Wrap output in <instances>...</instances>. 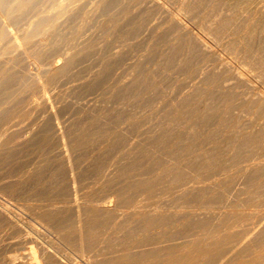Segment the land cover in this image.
<instances>
[{
  "label": "rangeland",
  "instance_id": "1",
  "mask_svg": "<svg viewBox=\"0 0 264 264\" xmlns=\"http://www.w3.org/2000/svg\"><path fill=\"white\" fill-rule=\"evenodd\" d=\"M31 1H32V3H30V2L27 3V1L25 2L24 0H21L20 2L18 1V3L16 1L12 2L11 6L14 7L13 4H15V7H17L13 11L16 14L13 12H9V13L6 12L5 7L8 6V4L5 7L1 6L4 8V10L2 9L3 11H5L4 13H6V15H4V16L7 19V22L11 17L10 14L11 13H13L11 15L15 14V16H13V18L14 19L16 18V19L13 21V23H12L13 18H11V21L8 23V26H10L13 31L17 32L16 30H18L17 33L19 34V32L21 30L24 31V29H25L27 34H24L22 36L24 38H28V39L30 38L29 41H26L27 45L25 44V49L29 45L28 48L32 51H30L27 48L28 50L26 49V52H27V54H29L31 59L26 58L29 56L25 55L26 52H23V50L21 52L18 51V53H21V54H18L17 50H14L13 48H12L13 49L12 50L10 47H8L9 48L8 49L6 46H4L5 48L4 47L2 48L4 50H1L2 52L0 51V54H3V53L6 54V55H0V58H1V56H3V58L0 59V79L3 78V80H0V87H1L0 88V94H1L0 95V113L3 111V113L0 114V132H3V133H1L3 135L0 134L1 135L0 136V146H1L0 147V163H1L0 164V201H1L0 206L1 205L6 206L8 208L7 213L9 215L13 213L14 215L12 214L10 216L13 218L16 217L15 219H17V220L19 219L18 222L19 223L22 222V223H20V225L22 227L23 226H24V228L28 227L27 230H31V231H28L30 234H33V236L38 234L37 236H35L36 241H32L33 243L30 241H27V243L29 244V249H32L33 251H35L34 253L37 252V255H38L37 257H39V260L42 261L40 259V249L38 248L39 253H38V249H37V247H38L37 243L40 242V244L43 243V245H47V248H49L50 250L52 249L51 251H53V252L55 251V253L60 258L67 261V263H69V264H72V263L80 264L81 261H82V263L85 262L82 259H86V257H85L86 255L85 256L81 255V252L79 250L80 249L79 244H77L79 235H76V233L77 234L80 233V235H81L84 232L83 233L84 236H83V234L81 236H82L83 240L85 241V243H87L86 246H88L90 244L88 247H90V246L91 247L88 249L91 251V254H93L90 258L91 259L93 258L94 261L93 260L91 261V259L87 260L88 263H89V261H91L90 264H92V262H93V264L96 263L95 261H97V260L98 261L96 264H102L103 262L104 263L106 262V264H114V262H115V264H118V263L119 264H128V263L129 264H134V263L135 264H146V263L147 264H158V263L164 264L166 259L168 258L167 256L171 253V252H169V249H170V251L174 250L173 251L175 253L174 255H180L181 256L186 251H188L189 249L194 250L195 248H198V247L201 249H204V250L206 249L207 253H205V257L207 256L210 258V260H212V259L214 260L215 253L217 254V250L220 248L222 249L226 245V243H225L226 237H228V238L232 237L233 235L237 234V229L239 231L241 228H243V226L244 227H245V225L247 226L250 222L253 223V222H256V220H259L260 219L259 217H261V215L264 216V169H262V168H264V166H262V164H260V163H264V153H262V152H264V139H262V138H264V137H262V136H264V126H262V125H264V124H262V123H264V120H262V119H264V106H262V105H264V97L261 96L262 94H264V61H262V60H264V55H262V54H264V24H262V23H264V0H173V1L172 0H157L161 5V6L158 5V3L156 2L159 7L155 5L156 4L155 2L152 5L150 0H140V1L136 0V3H134L135 2L134 0H130V1L129 0H118V1H116V0H103V2H102V0H87L86 1L87 4L83 0H80V1H78V0H67V1L66 0H55L56 2L54 0L53 1L50 0L51 2L49 0H44V1L43 0H40V1L36 0L35 2L33 0H31ZM105 1H107V2H105ZM114 1H115V3H114ZM146 1H147V3H149L148 5H147ZM33 2H34V4H33ZM36 2H38V3H36ZM39 2H41V4H39ZM71 2H73L72 4H73V10L74 11L72 10ZM137 2H139V3H137ZM169 2H170V4H169ZM25 3L27 6L26 9L28 8L27 11H29L28 6H30V8L32 6V8L34 10L31 8L32 10L30 9V14L31 15L35 14V15H32V16L30 14L28 15L27 11H25V13L27 14V17H26L25 13L23 15H21V13L19 14V12H21V11L24 12L25 8H23V7H25ZM46 3L49 6L46 5ZM59 3H60V5H59ZM74 3H75V5H74ZM103 3H105V4H103ZM142 3L143 4L145 3V4L142 6ZM197 3H198V5H197ZM21 5L22 6L24 5V6L19 7ZM39 5H42V6H39ZM90 5H92V6L90 7ZM38 6H39V8H38ZM80 6L82 8L84 7L83 10ZM36 7L38 8L37 9L38 11L36 10V12H35ZM58 7H60V8L58 9ZM77 7H79V8L77 9ZM89 7H90V9H89ZM94 7L98 10H95ZM18 8L20 9L19 11H18ZM92 8L94 9V11H92ZM140 8H143L142 11L140 10ZM55 9H56V11H55ZM62 9L63 10L71 9L70 10L71 13H70V11H67V10L65 12ZM76 9H77V11H76ZM162 9H164V10H162ZM224 9L226 11H224ZM52 10H53V12L54 11L55 12L54 13L51 12ZM186 10H187V12H186ZM32 11H33V13H32ZM42 12H44V14H46L45 15L46 18H44V20H41V22L38 24L34 23V21L36 19H38V17L41 14L43 15ZM65 13H67V15ZM68 13H70L71 15ZM94 13H96L95 14L96 16L94 15ZM175 13H177V14H175ZM221 13H223V14H221ZM227 13H229V14H227ZM62 14H64L65 17L68 16L67 20H64V22L62 21L63 18H61V17H64V15H62ZM72 14H74V15H72ZM16 15H19V16H16ZM36 15H39V16L37 17ZM89 15H91V16H89ZM170 15L173 17H171ZM23 16L25 19L23 18ZM175 16H177V17H175ZM29 17H30L31 26L28 23L29 21H27V20H29ZM65 17H64V19H65ZM111 17H112V21L110 20ZM174 17L179 18L186 25L185 28H187V30L185 28H183L184 26L181 27V25L177 21H175L176 19ZM207 17H209V18H207ZM33 18H34V20H33ZM59 19H60V21H58ZM75 19H77L78 21ZM108 19H109V22L110 21L112 22L111 25H110L111 22L108 23ZM173 19H175V20H173ZM182 19H184L185 21ZM214 19H216V20L214 21ZM16 20H18V21H16ZM32 20H33V22H32ZM49 20L51 21L50 24L53 21L54 22L50 25L48 23ZM69 20H70V22L72 21L73 23L71 22L72 23L71 24L69 22ZM106 20H107V22H106ZM26 21H27L28 26L26 24ZM65 21H67V22H65ZM92 21L94 22L93 24H91ZM141 21H143V22H141ZM190 21H192V22H190ZM57 22H59V24ZM68 22H69V24H68ZM86 22H88L90 25ZM118 22H120L122 25ZM154 22L158 25H155ZM169 22L173 23V24H170ZM175 22H177V23H175ZM44 23L47 25L49 24L50 26L47 27ZM61 23L63 25H66V24L67 25L66 26L62 25L61 27H59L58 25H61ZM234 23H236V24H234ZM54 24H57L56 25L57 27L54 26L55 28L53 29L52 25H54ZM105 24H107V25H105ZM115 24H117L118 26ZM238 24H240V25H238ZM42 25H44V27ZM84 25H85V27H84ZM149 25H150V27H148ZM176 25H178V26H176ZM24 26H26L28 28H26V27L23 28ZM41 26L43 27V30H42ZM104 26L106 27L105 28L106 30L104 29V31H103L102 29L104 28ZM151 26L152 27L154 26L156 28H154V27L152 28ZM14 27H15V29H14ZM16 27H19V28L16 29ZM188 27H189V29L192 27L191 28L192 30L191 29L188 30ZM33 28H35L36 30L37 29L39 30V31L37 30L36 33L33 34V35H35L36 38L33 35L27 36L28 32L31 31ZM50 28H52L51 29V30H53L52 32H51ZM99 28H101V29H99ZM135 28H137V29L135 30ZM145 28H147V29H145ZM26 29H28V30H26ZM57 29H59V30H57ZM66 29L68 31H66ZM81 29H83V30H81ZM125 29L127 30V32ZM142 29H144V30H142ZM41 30L43 32H41ZM121 30H123V31H121ZM202 30H204L203 33H202ZM23 31H21V32H23ZM83 31H84V33H83ZM53 32H54V34H53ZM55 32L58 34H56ZM0 33H2V29H0ZM38 33L40 35H38ZM41 33L43 35L45 33V36H42ZM46 33H47V36H46ZM49 33H51V34H49ZM65 33H66V35H64ZM21 34L22 33H20L19 35H21ZM82 34H84L85 36ZM97 34H101V35H99V37H98ZM36 35H38V37L40 36L39 39ZM78 35L79 36L82 35L83 38L79 37ZM94 35L96 36V38H94L95 37ZM195 35H197V36L201 35V37L203 36L202 38L203 39L205 38L204 40L206 42L208 41L207 44L209 46H211V49H205L203 47H200L201 45L197 44L198 38H196L197 36L195 37ZM2 36H3V33H2V35L0 34V37H2ZM59 36H60V38H59ZM73 36L77 37V38L75 37L76 38L75 41H74L75 38ZM131 36H133V37H131ZM206 36H208V37H206ZM69 37L71 40L69 39ZM190 37H191V39H190ZM194 37H195V39H194ZM2 38L4 39V37H2ZM2 38H1V40H2ZM34 38H35V40H33ZM66 38L69 39V40H67L68 42H64V41H66ZM72 38H74V39H72ZM81 38H82V40H81ZM19 39L22 40L23 38H21V36H20ZM37 39H38V41H36ZM48 39L50 40V44L48 42L49 41ZM78 39H80L81 41H79ZM136 39H137V41H136ZM77 40L79 41V44L77 43L78 42ZM93 40H95V41H93ZM196 40H197V42H196ZM22 41H25V40L23 39ZM34 41L36 42V45H35ZM90 41H92V43ZM120 41H122V42H120ZM37 42H39V43L37 44ZM55 42H56V44H55ZM104 42H105V44H103ZM149 42H151L152 44ZM169 42H171V44ZM75 43H77V44H75ZM80 43H83V44H80ZM87 43H89V44H87ZM97 43H99V44H97ZM192 43H194V44H192ZM3 44H5V43L3 42ZM39 44H41V45H39ZM44 44H46V45H44ZM61 44H63L62 48H61ZM106 44H108V47L106 46ZM196 44H197V46H196ZM37 45L40 46L41 48L38 47ZM56 45H59V46H56ZM71 45H73V47ZM80 45H82V47ZM43 46H44V48H43ZM48 46H50V47H48ZM64 46H65V48H64ZM66 47H67V50H66ZM70 47L73 49H71ZM100 47H101V49H100ZM118 47L120 48V50ZM75 48H76L77 52H76ZM90 48H91V50H93V49H95V50L91 51ZM43 49H44V52L42 51ZM69 49L71 51H69ZM63 50H65V51H63ZM212 50H214L213 52L215 55L213 54ZM53 51H55V52H53ZM57 51L58 52L61 51V52L57 53ZM66 51L70 52V53L69 52L68 53L70 56H72V58L70 57V59H69V57H67L69 60L65 59V61H67L66 64H65V62H63L64 64H62V66L59 67L60 68L59 70L57 68L53 71L39 73V76H40L39 79L41 81L43 80V83L45 86L44 87L45 92H44V89L41 90L42 88L39 86L37 80L34 78V75L32 73V70L34 71V69H35L34 68L35 64L36 65H43V64L45 65L48 63L49 60H51L54 57V55L55 56L57 55L55 58H57V59L61 58L62 59V56H59V55H61L62 52H66ZM81 51L84 54H82ZM113 51H115V52L113 53ZM11 52L12 53L14 52L15 54L14 53L11 54ZM49 52L52 54H50ZM98 52H99V54H98ZM8 53H10L11 55ZM16 53H17V56H16ZM23 53H24L25 57H24ZM47 53H49L50 55ZM7 54H8V56H7ZM74 54H75V56H74ZM88 54H90V55H88ZM211 54H213V56ZM216 54H218V55H216ZM12 55H14V57ZM80 55H83V56H80ZM85 55H86V57H84ZM6 56H7V58H6ZM34 56L36 58H37V56H39V58L41 57V59H39V58L36 59ZM201 56H203V57H201ZM215 56L219 57V59L221 57L222 61H221V59L218 60V58H216ZM33 57H34V59H33ZM81 57H83V58L81 59ZM118 57H119V59H118ZM4 58H6L8 60H5ZM46 58H48L49 60ZM109 58H111V59H109ZM199 58H201V60ZM29 59L33 62H31ZM252 59H253V61H252ZM11 60H13V62ZM110 60H111V62H110ZM35 61H37V62L35 63ZM219 61H221V62H219ZM1 62H3V63H1ZM26 63L27 64L29 63L30 66H29V64L27 65ZM68 63L69 64L71 63L73 66L71 64L69 66ZM130 63H132L133 67L131 66ZM208 63H209V65H208ZM222 63H223V65H222ZM226 63L228 65L227 67H225ZM7 64H9L10 67ZM217 64L218 65L221 64V66L220 65L217 66ZM206 65H208V66L206 67ZM5 66H6V69H5ZM229 66H231V67L229 68ZM67 67H68V69H67ZM124 67H126V68H124ZM232 67H234V69ZM100 68H102V69H100ZM236 68L240 71H238ZM29 69H31V71ZM200 69H203V70L201 71ZM56 70H57V72H54ZM106 70H107V72H106ZM118 70H119V72H118ZM200 71H201V74H200ZM235 71L241 72L240 74H242V77L238 78L239 80H237V81L234 78L235 77V75H234ZM195 72H197L196 73L197 75L195 74ZM233 72H234V74H233ZM244 72H245V74H243ZM230 73L232 74L231 77H230V75H231ZM247 73H248V75H247ZM19 74L21 75V77ZM120 74H122V75H120ZM136 74H137V76H136ZM95 76H96V78H95ZM226 76H227L228 80H226ZM14 77H16V78H14ZM229 77L232 81L234 79V81L232 82L231 80H229ZM244 77H246L247 81ZM5 78H6V80H4ZM241 79L243 82L241 81ZM225 81H227V83H230V84L224 83ZM123 82H125V83H123ZM172 82L175 84H173ZM221 82L224 84H222ZM236 82H237V84H234ZM134 83H135V85H134ZM155 83H157V84H155ZM219 83H221V84H219ZM121 84H123V85H121ZM248 84H249V87H248ZM37 85L39 86L38 89L36 87ZM193 86H194V88H193ZM230 86H232V87H230ZM244 86H246V87L244 88ZM250 86H252L253 88ZM258 88H259V90H258ZM223 89L225 90V92ZM3 90H6V91H3ZM188 90H190V91L188 92ZM259 92H261V95ZM24 93H26L27 95ZM42 94L43 95L45 94V96L48 98L46 102H44L45 100L43 99ZM256 94L259 95L260 99L257 100L258 95H256ZM225 95L228 97H226ZM252 95H253V98L255 100L252 98ZM241 96H243L242 101H241L242 103H240ZM248 96H250V97H248ZM16 97H18V98L16 99ZM120 97H122V98H120ZM246 97H248V98H246ZM249 99H251V100H249ZM225 100H226V102H225ZM243 100H244V102H243ZM37 101H39V102H37ZM185 102L187 103V105ZM220 103H221V105H219ZM229 103L231 104V106L229 105ZM8 105L9 106L11 105V106L9 107ZM248 106L251 108H248ZM235 107H237V108H235ZM207 109H209V110H207ZM226 109H229V110H226ZM230 111H232V112H230ZM240 111L243 114L240 113ZM54 112H56L55 113L56 115L54 114ZM236 112H238V113H236ZM233 113H234V115H233ZM245 113H246V115H245ZM227 114H228V116H227ZM54 115L57 118H55ZM208 115H210V116H208ZM7 117H10V118H7ZM208 117H210V118H208ZM228 117H229V119H228ZM245 119H247L248 122ZM58 120H59V122H58ZM211 121H212V123H211ZM220 121L223 124H221ZM236 121H237V123H236ZM144 122H145V124H144ZM57 123H58V125H57ZM62 123H63V125H62ZM155 123H157V124H155ZM14 125H16V126H14ZM216 125L218 126V128L216 127ZM256 125H257V127H256ZM12 126H13V128H11ZM173 126L174 127L176 126V127L174 128ZM1 127H3V128H1ZM16 127H17V130H16ZM62 127L65 129H63ZM10 128L13 130H11ZM8 129H10V130H8ZM57 129H59V131L62 129L60 131L61 135H59L57 133ZM74 129H75V131H74ZM93 131L96 133H93ZM256 131L258 132V135H257ZM62 132H63V134H62ZM187 132H189V133H187ZM243 133H244V135H243ZM248 133H250V135ZM57 134H58V136H57ZM152 134H153V136H152ZM6 135H7V138H6ZM62 135H64V136H62ZM21 137H23V138H21ZM56 137H58V138H56ZM68 137H69V140H68ZM258 137H262V138L260 139ZM18 140H19V142H18ZM64 141H65V143H64ZM125 141H127L128 144ZM241 141H242V143H241ZM246 141H247V143H245ZM256 142H258V143H256ZM216 143L219 145V148H218V145ZM219 143H221V144H219ZM233 143H234V145H233ZM251 143H253V145ZM240 144H241V146H240ZM199 145H200V147H199ZM237 146H239L238 149H236ZM60 147L65 149V151L68 155L67 156L68 158L65 156L66 153H62L60 151V149H59ZM176 147H177V149H176ZM232 147H233V149H232ZM240 148H241V150H240ZM176 150L178 153L176 152ZM68 151H70L69 152L70 156H69ZM226 151L227 152L229 151V152L227 153ZM59 152H60V154H59ZM122 152H123V154H122ZM210 152H212V153H210ZM241 152H242V154H241ZM230 153H231V155H230ZM193 154H194V156H193ZM211 154L213 155L212 157H211ZM247 154H248V156H247ZM231 158H232V160H231ZM236 159L238 161L239 160H242V161L238 162ZM248 159H249V162H248ZM254 159H258V160L255 161ZM209 160H211V161H209ZM212 160H214V161H212ZM225 160H227V161H225ZM69 161H70L69 164H71L70 165L71 167L68 164ZM244 161H246V162H244ZM252 161L255 164L250 163ZM72 162H74V163H72ZM232 162L233 163L235 162V164H233ZM236 162H237V164H236ZM247 162L249 163L248 165H247ZM214 163L216 164V166L214 165ZM242 163H243V167L241 166ZM256 163H259V164H256ZM220 164H222V165H220ZM255 165H256V167H255ZM258 165H259L261 170L258 169L259 168ZM67 166H69V168L73 169V170H71L72 172L69 171L68 168H66ZM247 166L249 168H250V166L253 168L248 169ZM185 167H188V168H185ZM104 168L105 169L107 168V169L105 170ZM123 168H125V169H123ZM67 169H68V172H67ZM218 169L219 170L223 169V170L221 172ZM217 170L219 171V172H217L218 174L215 172ZM224 171H226V172H224ZM73 172H75V173H73ZM68 173H72V175L74 174L73 175L74 176L73 184H75V186L77 188L75 191L76 193H74L73 191H72L73 192L72 193L69 190V188L71 186L69 187L68 183L70 185L72 183V180L70 178V174H68ZM211 173L213 176L210 175ZM148 174H149V176H148ZM216 174H217V176H216ZM253 174H254V176H253ZM214 175H215V177H214ZM219 175H221V176L218 177ZM106 176H108V177L106 178ZM231 176L233 177V179ZM135 177H137V178H135ZM224 178H227V179H224ZM187 179L188 180L190 179L191 181L189 180L190 181L189 182V181H187ZM231 179H232V181H231ZM69 180L71 183L69 182ZM184 180H186V181H184ZM213 180H215V181L217 180V182L215 183ZM168 182H170V183L167 184ZM187 182L190 184V188H189V184H187ZM192 182H194V184ZM208 182H210V183H208ZM212 182H214L215 184ZM233 182H235V183L233 184ZM200 183H201V185H200ZM206 183H208V184L206 185ZM164 184H166V185H164ZM195 184L197 185V187ZM198 184L200 186H198ZM211 184H213L214 186H212ZM205 185H206V187H204ZM193 186H194V188H193ZM241 186H243V187H241ZM201 187H203L204 189ZM18 188H20V189H18ZM191 188H193V189H191ZM195 188H197V189L194 190ZM198 189H199V192H198ZM186 190H187V193H186ZM16 191H18V192H16ZM178 191H180V193ZM183 191H185V193ZM233 191H234V193H233ZM69 194H70V196H69ZM74 194L75 195L78 194L79 196L77 195L76 197L78 199L81 198V201H83L82 207H81L82 208L81 209V215L84 217V219L81 216L80 223L77 222L76 210L74 208H72V206L68 202V199L71 197V195L73 196ZM196 194H197V196H196ZM226 194H228V195H226ZM102 195H103V197H102ZM40 197H41V199H40ZM169 197L171 200L169 199ZM176 197L179 199H177ZM49 198H52V199L50 200ZM65 198H68V199L65 200ZM202 198H204V199H202ZM207 198H209V199L207 200ZM53 199H55V201ZM56 199H59V200H56ZM95 199H110L113 204H112L111 208L105 210L104 212L101 211L100 210L101 208H99V207H98L99 209H97V212H94V211H96V208H97V206L95 204L93 205V202H95ZM187 200H189V201H187ZM45 201L49 207L46 205ZM62 201H64L65 204ZM87 201H88V203H87ZM89 201H90L91 205L89 204ZM165 201H167V202H165ZM3 202L5 204H9L8 205L9 207L7 205H5ZM48 202L50 203V205ZM55 202H56V204H55ZM67 202H68V204H67ZM159 202L161 203L160 206L158 205ZM214 202L215 203L217 202L216 204L218 206ZM226 202H227V204H226ZM58 203H60V204H58ZM62 203H63L64 207L62 206ZM83 203H85V204L83 205ZM236 203H238V205ZM57 204L60 205L59 206L60 208L57 207ZM204 204H205V206H204ZM68 205H70V207ZM117 205H118V207H117L118 209L116 208ZM142 205H143V207H141ZM215 205H216V207H215ZM10 206H11V209H9ZM12 206H13V208H12ZM42 206H44V207L46 206L49 209L45 207V208H43L44 209V211H43ZM51 206H52V208H51ZM65 206L68 209H66ZM114 206L116 209L114 208ZM151 206L153 208H151ZM62 207H63V209L61 210ZM85 207H87V208H85ZM120 207H122V208H120ZM126 207H127V210H126ZM123 208H125V209H123ZM128 208H129V211L131 210L130 212L128 211ZM135 208H138V209H135ZM139 208H141V209H139ZM180 208L181 209L183 208V209L181 210ZM38 209H41L42 212L38 213V211H39ZM84 209H85V211H84ZM121 209H122V211H120ZM57 210H58V212H57ZM98 210L100 212H102L100 215H99L100 212H98ZM102 210H104V209H102ZM137 210H140L141 212H139ZM176 210L178 213L176 212ZM253 210L255 211V213ZM46 211H48V212H46ZM49 211H51V212H49ZM69 211H70V213H69ZM73 211H74V213H73ZM132 211L134 213H131ZM85 212H87V213H85ZM106 212H108L109 214ZM127 212H128V214H127ZM150 212H152L153 214ZM184 212H186V213H184ZM206 212H209V213H206ZM220 212H222V213H220ZM74 214L76 215V217H74ZM177 214L178 215L181 214V215L178 216ZM214 214H215V216H214ZM64 215L67 216L68 218L65 217ZM115 216L116 217L118 216L119 218L118 217L116 218ZM162 216H163V218H162ZM5 217H6V220H5ZM7 217L8 216H6L4 213L0 212V218L4 220V222H2L3 220L0 219V226L4 223V225H2L0 228V230H1L0 231V241H2L0 244V250L2 249L1 250L2 252L0 251L1 252L0 254H2V255H0V264H7L8 259L6 256L10 255V253L13 256H17L23 250V247L25 246L24 244H26L28 246V244L26 242H22V237L24 235V233L22 234L23 231L21 232L20 235H18L20 232H19V230H17V228H16L17 226L12 225L13 224V223L11 224L12 221L10 220V218H7ZM151 217H153V218H151ZM166 217H168V218H166ZM120 218H121V221H120ZM44 219L45 220L47 219V220L44 221ZM64 219L66 221H64ZM72 219H74V220H72ZM161 219H163V220H161ZM187 219H189V220H187ZM202 219H204V220L206 219V220L204 221ZM82 220L84 221L85 224L83 223ZM5 221L8 225L7 224L5 225ZM109 221H111V222L109 223ZM118 221H119V223H118ZM137 221H138V223H137ZM149 221H150V223H149ZM47 222H50V223H47ZM96 222L99 224L97 225ZM102 222L103 223L105 222V223L102 224ZM115 222H117V223H115ZM244 222L245 223L247 222V223L245 224ZM26 223H27V225H26ZM29 223L33 224V225L35 223V225L31 226L32 228H29L30 227ZM107 223L109 224V226ZM242 223H243V225H242ZM44 224L45 225L47 224L48 227L44 226ZM81 224H83V225H81ZM92 224H93V226H92ZM87 225H88V227H87ZM106 225L108 228H105ZM114 225H116V226H114ZM138 225H139V227H138ZM165 225H166V227H165ZM34 227L38 228L39 232ZM45 227H47L48 229ZM101 227H102V230L105 228L103 230V232L105 234L104 236H102L103 232H101V229H100ZM238 227H240V228H238ZM260 227H262V231H261ZM84 228H86V229H84ZM185 228L186 229L189 228V229H187V232H185L186 231ZM224 228H225V230H224ZM61 229H62V231H61ZM82 229L85 231H83ZM108 229H109V231H108ZM233 229L235 230V232L233 231ZM3 230H5V231H3ZM231 230L233 232H231ZM14 231H16V232H14ZM56 231L58 232V234ZM171 231L172 232L175 231V233L173 232V235H175V240L177 239V237L180 238L179 237L180 235L184 234V237H185L188 234H190V236L187 238H184L183 236H181L182 238H180L181 242L184 239L186 240V241L184 240L182 242V244L185 247L184 246L183 247H181V246L177 247L178 245H181V244H179V243H181L180 241H178L179 239H177L176 241L175 240L171 241V238L174 237V236L172 237ZM191 231H192V236L190 233ZM193 231H195V232H193ZM152 232L153 233L155 232V233L153 234ZM176 232H178V234H176ZM180 232H182V234ZM230 232H231V234H229ZM257 232L256 233L258 235L256 233L253 234L254 237L256 236V238H254L252 236L254 238L255 242L254 241L252 242L250 239L248 241L250 244L247 242L246 243L247 245L246 244L243 245V246H245L244 247L245 250L243 248V250L245 252H242L243 246L238 248V249H240L238 251H241L243 254H240L241 252L239 253L238 251L236 252V250H235L234 251L235 254L232 253V255L230 256V259H228V261L226 262L227 264H229L228 262H230L231 264L232 263L236 264V262H238V261H248V262H251V264H258L259 263L258 260H257L258 263H256V261L252 262L251 258L253 257V255L255 253H257L259 251H264V249H261V248H264V245L261 246V244H262L261 240H264V224L259 226V229H257ZM14 233H17V234H14ZM158 233H159V236H157ZM146 234H148L149 236ZM260 234H262V235H260ZM98 235H99L100 239L97 240ZM169 235H171V236H169ZM154 236L156 238L158 237L156 239L157 241L155 240ZM164 236H166L165 237L166 239H168V238H170V239L166 240L165 238H163ZM259 236H261L260 237L261 239L259 238ZM15 237H16V239H14ZM146 237H148L150 240ZM152 237L154 238L155 241L153 240ZM160 237L163 239H161ZM210 237L212 238V240ZM222 237H223V239H222ZM11 238H13V239H11ZM17 238H19V239L17 240ZM67 238H68V240H67ZM75 238H77V239H75ZM109 238H110V240H109ZM142 238L143 239L145 238V239L142 240ZM188 238H190V241L188 240ZM207 238L208 239L210 238V240H208ZM219 238H221V239H219ZM6 239H9L8 243H7ZM151 239L153 242H156V243H152ZM12 240H13V242H12ZM16 240L18 242L20 240L19 246H17L19 243ZM94 240H97L99 243L98 245H100V246H97V241L95 242ZM204 240H206L207 242H205ZM48 241H50V242H48ZM134 241H136V244ZM159 241L160 242L162 241V242L160 243ZM165 241H168V242L170 241L171 243L169 242V244H168V242H165ZM157 242H159V244H162V243H166V244H165V246L163 244V246H162L163 249H162L161 245H157ZM21 243H23V245ZM71 243L74 245H72ZM125 244H127V245L125 246ZM103 245H105V246H103ZM197 245H199V246H197ZM249 245H250V247H248ZM253 245H255L257 248L255 246L253 248ZM95 246H96V248L98 247L100 249L94 248ZM144 246H145V248L151 247L152 249L151 248L145 249ZM246 246L248 247L247 249H246ZM102 247H105V248H102ZM186 247H189V248L187 249ZM5 248H7L6 251H4ZM93 248L96 250H93ZM124 248H126V249H124ZM130 248H133V249L130 250ZM156 248L158 250L161 249L163 251H158ZM178 248H179V250H178ZM10 249H12V250H10ZM154 249H156V251H154ZM184 249H185V252L183 251ZM252 249H254V250H252ZM135 250H136V252H135ZM137 250H139V251L142 250V252L141 251L139 252ZM151 250H152V252H151ZM175 250L177 251V253ZM247 250H250V251L248 252ZM97 251L99 252V254L96 253ZM166 251H168L169 254H167L168 252H166ZM113 252H114L115 256H114ZM123 252H125L126 255L123 254ZM130 252H131V254H130ZM162 252H164L165 253L164 255H166V256H164V255L162 256L165 259L164 262H163L164 259L160 257ZM173 252L171 254H173ZM3 253H5L6 255ZM16 253H17V255H15ZM104 253H106V254H104ZM149 253H151V254H149ZM236 253L240 254V255H236ZM250 253L253 255H251ZM135 254H137V255H135ZM94 255H95V257H94ZM108 255H110V256H108ZM124 255L126 257H124ZM150 255H152V257ZM67 256H70V257H67ZM117 256H119V257H117ZM129 256L132 258H130ZM240 256H242V257H240ZM247 256H249V257H247ZM3 257H4V259H2ZM75 257H76V259H75ZM96 257H99V258H97V260H96L95 259ZM100 257L102 260H100ZM137 257H139V258L137 259ZM147 257H149V258L146 259ZM153 257H154V261L152 259ZM202 257L203 256H198V257H196V261L193 260V261L188 262L186 264H197V263L199 264L200 263L199 261H201ZM246 257H247V259H246ZM111 258H112V260H111ZM156 258H158L159 261H161V259H163V260L161 262L158 261L156 263L155 262V261H157ZM4 260H6V261H4ZM72 260H74L75 262ZM141 260L143 262H141ZM231 260H233V261H231ZM260 261H261V263H259V264H264V261H262V259ZM107 262H109V263H107ZM110 262H112V263H110ZM149 262H151V263H149ZM153 262H155V263H153ZM88 263L85 262L84 264H88ZM8 264H10V263L8 262ZM47 264H56V263L52 258H50V260L49 259L47 260ZM179 264H184V263L180 262Z\"/></svg>",
  "mask_w": 264,
  "mask_h": 264
},
{
  "label": "bare ground",
  "instance_id": "2",
  "mask_svg": "<svg viewBox=\"0 0 264 264\" xmlns=\"http://www.w3.org/2000/svg\"><path fill=\"white\" fill-rule=\"evenodd\" d=\"M15 1L18 3V1L20 2L21 0H18V1H17V0H0V29H2V33H3V36H2V37H4V39H3L2 37H0V51H1V50H4V49H2V48H3L4 46H6L7 48L10 47L11 49L13 48L14 50H17V53H18V51L21 52L22 50H23V52H26V49L29 47V45H28V47L25 49L26 41H29V39H30V38H29V39H28V38H24V37L22 36V35H24V34H27L26 31H25V29H24L25 32H24L23 30L20 29V30L23 31V32L20 31L19 34H20V33H22V34L19 35V34L17 33L18 30H16L17 32H15V31L12 30V28H11L10 26H8V23L11 21V18H13V16H15V14H16V13L13 12V11H14L17 7H15V4H13L14 7L11 6V5H12V2H15ZM24 1H25V2L27 1V3H29V2L32 3L31 0H24ZM33 1L35 2L36 0H33ZM37 1H38V0H37ZM39 1H40V0H39ZM43 1H44V0H43ZM49 1H50V0H49ZM49 1H48V2H49ZM52 1H53V0H52ZM54 1H55V0H54ZM66 1H67V0H66ZM78 1H80V0H78ZM83 1L86 2L87 0H83ZM116 1H118V0H116ZM129 1H130V0H129ZM134 1H135L134 3H136V0H134ZM137 1H138V0H137ZM139 1H140V0H139ZM150 1H151V4H152V5L154 4V2H155V3L157 2L158 5H160V3H159L157 0H150ZM150 1H149V2H150ZM172 1H173V0H172ZM34 2H33V4H34ZM46 2H47V1H46ZM50 2H51V1H50ZM55 2H56V1H55ZM81 2H82V1H81ZM81 2H80V3H81ZM88 2H89V1H88ZM100 2H101V1H100ZM100 2H99V3H100ZM102 2H103V0H102ZM105 2H107V1H105ZM109 2H110V1H109ZM142 2H143V1H142ZM152 2H153V3H152ZM192 2H193V1H192ZM207 2H208V1H207ZM210 2H211V1H210ZM36 3H38V2H36ZM36 3H35V4H36ZM72 3H73V2H71V4H72ZM77 3H78V2H77ZM82 3H83V2H82ZM82 3H81V4H82ZM114 3H115V1H114ZM134 3H133V4H134ZM137 3H139V2H137ZM140 3H141V2H140ZM146 3H147V1H146ZM157 3L155 4L156 6H158ZM175 3H176V2H175ZM177 3H178V2H177ZM221 3H222V2H221ZM7 4H8V6H6ZM33 4H32V5H33ZM39 4H41V2H39ZM50 4H51V3H50ZM55 4H56V3H55ZM71 4H70V5H71ZM86 4H87V2H86ZM103 4H105V3H103ZM107 4H108V3H107ZM130 4H131V3H130ZM144 4H145V3H144ZM144 4L142 3V6H143ZM148 4H149V3H147V5H148ZM151 4H150V5H151ZM169 4H170V2H169ZM213 4H214V3H213ZM37 5H38V4H37ZM46 5H48V4L46 3ZM53 5H54V4H53ZM59 5H60V3H59ZM64 5H65V4H64ZM74 5H75V3H74ZM78 5H79V4H78ZM78 5H77V6H78ZM108 5H109V4H108ZM127 5H128V4H127ZM155 5H154V6H155ZM197 5H198V3H197ZM215 5H216V4H215ZM1 6H3V7L6 6L5 9H6V12H8V13H9V12H13V13H15L14 15H11V14H13V13L10 14L11 17L9 16L10 19L8 18V19H9L8 22H7V19H6L5 16H4V15H6V13H4L5 11H3L4 8L1 7ZM23 6H24V5H23ZM23 6L21 5V6H19V7H23ZM39 6H42V5H39ZM39 6H38V8H39ZM44 6H45V5H44ZM48 6H49V5H48ZM57 6H58V5H57ZM68 6H69V5H68ZM71 6H72V10H73V4H72ZM71 6H70V7H71ZM81 6H82V5H81ZM81 6H80V7H81ZM91 6H92V5H90V7H91ZM99 6H100V5H99ZM112 6H113V5H112ZM117 6H118V5H117ZM121 6H122V5H121ZM123 6H124V5H123ZM156 6H155V7H156ZM160 6H161V5H160ZM162 6H163V5H162ZM182 6H183V5H182ZM182 6H181V7H182ZM202 6H203V5H202ZM220 6H221V5H220ZM26 7H27V6H26V3H25V7H23V8H25L24 12L21 11V12H19V14L21 13V15H23V14L25 13V11H27V9H28V8L26 9ZM28 7H29V11H27V13H28V15H29V14H30V9L32 8V6H31V8H30V6H28ZM33 7H34V6H33ZM55 7H56V6H55ZM55 7H54V8H55ZM62 7H63V6H62ZM66 7H67V6H66ZM66 7H65V8H66ZM90 7H89V9H90ZM101 7H102V6H101ZM124 7H125V6H124ZM158 7H159V6H158ZM187 7H188V6H187ZM191 7H192V6H191ZM23 8H22V9H23ZM38 8L36 7L35 12H36V10H37ZM40 8H41V7H40ZM43 8H44V7H43ZM51 8H52V7H51ZM59 8H60V7H58V9H59ZM75 8H76V7H75ZM78 8H79V7H77V9H78ZM81 8H82V7H81ZM83 8H84V7H83ZM83 8H82V10H83ZM94 8H95V7H94ZM107 8H108V7H107ZM109 8H110V7H109ZM195 8H196V7H195ZM200 8H201V7H200ZM229 8H230V7H229ZM229 8H228V9H229ZM2 9H3V10H2ZM32 9H33V8H32ZM32 9H31V10H32ZM47 9H48V8H47ZM77 9H76V11H77ZM105 9H106V8H105ZM111 9H112V8H111ZM142 9H143V8H140L141 11H142ZM155 9H156V8H155ZM165 9H166V8H165ZM180 9H181V8H180ZM203 9H204V8H203ZM217 9H218V8H217ZM19 10H20V9L18 8V11H19ZM33 10H34V9H33ZM39 10H40V9H39ZM49 10H50V9H49ZM62 10H63V9H62ZM66 10H67V9H66ZM66 10H63V11L66 12ZM70 10H71V9H68L67 11H70ZM95 10H98V9L95 8ZM108 10H109V9H108ZM121 10H122V9H121ZM162 10H164V9H162ZM168 10H169V9H168ZM218 10H219V9H218ZM18 11H17V12H18ZM37 11H38V10H37ZM55 11H56V9H55ZM55 11H54V12H55ZM73 11H74V10H73ZM92 11H94L93 8H92ZM109 11H110V10H109ZM113 11H114V10H113ZM138 11H139V10H138ZM141 11H140V12H141ZM166 11H167V10H166ZM188 11H189V10H188ZM224 11H226V10L224 9ZM47 12H48V11H47ZM51 12H53V10H52ZM54 12H53V13H54ZM97 12H98V11H97ZM97 12H96V13H97ZM171 12H172V11H171ZM180 12H181V11H180ZM186 12H187V10H186ZM190 12H191V11H190ZM190 12H189V13H190ZM32 13H33V11H32ZM42 13H43V15H42V14H41L40 16H39V15H36L37 17H38V16H39V17H38V19L35 18L36 20L34 21V23H37V24H38V23L41 22V20H44V18H46V17H45L46 14H44V12H42ZM70 13H71V11H70ZM70 13H68V14H70ZM96 13H94V15H95ZM134 13H135V12H134ZM137 13H138V12H137ZM166 13H167V12H166ZM166 13H165V14H166ZM172 13H173V12H172ZM208 13H209V12H208ZM210 13H211V12H210ZM215 13H216V12H215ZM25 14H26V13H25ZM39 14H40V13H39ZM65 14L67 15V13H65ZM76 14H77V13H76ZM100 14H101V13H100ZM113 14H114V13H113ZM144 14H145V13H144ZM175 14H177V13H175ZM179 14H180V13H179ZM221 14H223V13H221ZM227 14H229V13H227ZM21 15H20V16H21ZM30 15H31V14H30ZM32 15H35V14H32ZM32 15H31V16H32ZM62 15H64V14H62ZM70 15H71V14H70ZM72 15H74V14H72ZM105 15H106V14H105ZM147 15H148V14H147ZM172 15H173V14H172ZM181 15H182V14H181ZM208 15H209V14H208ZM16 16H19V15H16ZM24 16H25V15H24ZM24 16H23V18H24ZM89 16H91V15H89ZM95 16H96V15H95ZM116 16H117V15H116ZM157 16H158V15H157ZM170 16H171V15H170ZM173 16H174V15H173ZM173 16H171V17H173ZM209 16H210V15H209ZM215 16H216V15H215ZM218 16H219V15H218ZM223 16H224V15H223ZM21 17H22V16H21ZM26 17H27V14H26ZM60 17H61V16H60ZM64 17H65V15H64ZM64 17H61V18H63V20L60 18L63 22H64V20H67V17H68V16H66L65 19H64ZM76 17H77V16H76ZM126 17H127V16H126ZM131 17H132V16H131ZM143 17H144V16H143ZM147 17H148V16H147ZM153 17H154V16H153ZM175 17H177V16H175ZM175 17H174V18H175ZM188 17H189V16H188ZM205 17H206V16H205ZM42 18H43V19H42ZM57 18H58V17H57ZM93 18H94V17H93ZM113 18H114V17H113ZM115 18H116V17H115ZM202 18H203V17H202ZM207 18H209V17H207ZM228 18H229V17H228ZM15 19H16V18H15ZM15 19L13 18L12 23H13V21H14ZM24 19H25V18H24ZM27 19H28V18H27ZM60 19H59L58 21H60ZM72 19H73V18H72ZM89 19H90V18H89ZM89 19H88V20H89ZM133 19H134V18H133ZM148 19H149V18H148ZM171 19H172V18H171ZM175 19H176V20H175ZM175 19H173V20L177 21V22L181 25V27H182V26H184L183 28L186 27V25H185V24H184L179 18H175ZM22 20H23V19H22ZM33 20H34V18H33ZM33 20H32V22H33ZM75 20H77V19H75ZM86 20H87V19H86ZM110 20L112 21V17H111ZM125 20H126V19H125ZM168 20H169V19H168ZM182 20H184V19H182ZM207 20H208V19H207ZM215 20H216V19H214V21H215ZM16 21H18V20H16ZM24 21H25V20H24ZM27 21H29L28 23L30 24V17H29V20H27ZM27 21H26V24H27ZM55 21H56V20H55ZM77 21H78V20H77ZM90 21H91V20H90ZM111 21H110V22H111ZM113 21H114V20H113ZM119 21H120V20H119ZM128 21H129V20H128ZM148 21H149V20H148ZM171 21H172V20H171ZM184 21H185V20H184ZM224 21H225V20H224ZM227 21H228V20H227ZM45 22H46V21H45ZM50 22H51V21L49 20L48 23L50 24ZM53 22H54V21H53ZM53 22H52V23H53ZM65 22H67V21H65ZM69 22H70V20H69ZM69 22H68V24H69ZM71 22H72V21H71ZM71 22H70V23H71ZM74 22H75V21H74ZM106 22H107V20H106ZM110 22H109V19H108V23H110ZM139 22H140V21H139ZM141 22H143V21H141ZM149 22H150V21H149ZM161 22H162V21H161ZM177 22H175V23H177ZM190 22H192V21H190ZM212 22H213V21H212ZM12 23H11V24H12ZM16 23H17V22H16ZM21 23H22V22H21ZM46 23H47V22H46ZM52 23H51V24H52ZM57 23L59 24V22H57ZM72 23H73V22H72ZM72 23H71V24H72ZM86 23H88V22H86ZM93 23H94V22L92 21L91 24H93ZM108 23H107V24H108ZM118 23H120V22H118ZM169 23H170V22H169ZM193 23H194V22H193ZM224 23H225V22H224ZM227 23H228V22H227ZM236 23H237V22H236ZM236 23H234V24H236ZM44 24H45V23H44ZM49 24H48V25L45 24V25L48 27V26L51 25V24H50V25H49ZM64 24H65V23H64ZM71 24H70V25H71ZM84 24H85V23H84ZM88 24H89V23H88ZM107 24H105V25H107ZM111 24H112V22L110 23V25H111ZM120 24H121V23H120ZM154 24H155V25H158V24H156L155 22H154ZM170 24H173V23H170ZM179 24H178V25H179ZM262 24H264V23H262ZM9 25H10V24H9ZM21 25H22V24H21ZM32 25H33V24H32ZM56 25H57V24L52 25V26H53V29H54L55 27H57ZM62 25H63V24L61 23V25H58V26L61 27ZM66 25H67V24H66ZM66 25H63V26H66ZM89 25H90V24H89ZM115 25H117V24H115ZM121 25H122V24H121ZM145 25H146V24H145ZM178 25H176V26H178ZM180 25H179V26H180ZM195 25H196V24H195ZM203 25H204V24H203ZM210 25H211V24H210ZM238 25H240V24H238ZM27 26H28V24H27ZM30 26H31V24H30ZM42 26L44 27V25H42ZM42 26H41V27H42ZM54 26H55V27H54ZM117 26H118V25H117ZM168 26H169V25H168ZM168 26H167V27H168ZM218 26H219V25H218ZM256 26H257V25H256ZM25 27H26V26H24L23 28H25ZM43 27H42V30H43ZM47 27H46V28H47ZM84 27H85V25H84ZM109 27H110V26H109ZM119 27H120V26H119ZM121 27H122V26H121ZM134 27H135V26H134ZM137 27H138V26H137ZM142 27H143V26H142ZM144 27H145V26H144ZM148 27H150V25H149ZM151 27H152V26H151ZM153 27H154V26H153ZM153 27H152V28H153ZM181 27H180V28H181ZM192 27H193V26H192ZM192 27H191V28H192ZM198 27H199V26H198ZM220 27H221V26H220ZM17 28H19V27H16V29H17ZM26 28H28V27H26ZM67 28H68V27H67ZM105 28H106V27L104 26V28H103L102 30L104 31ZM107 28H108V27H107ZM124 28H125V27H124ZM154 28H156V27H154ZM175 28H176V27H175ZM191 28H190V29H191ZM207 28H208V27H207ZM222 28H223V27H222ZM229 28H230V27H229ZM14 29H15V27H14ZM29 29H30V28H29ZM40 29H41V28H40ZM51 29H52V28H50V30H51ZM60 29H61V28H60ZM84 29H85V28H84ZM99 29H101V28H99ZM108 29H109V28H108ZM108 29H107V30H108ZM136 29H137V28H135V30H136ZM138 29H139V28H138ZM145 29H147V28H145ZM185 29L187 30V28H185ZM190 29H189V27H188V30H190ZM200 29H201V28H200ZM218 29H219V28H218ZM26 30H28V29H26ZM37 30H38V29H37ZM37 30H36L35 28H33L31 31L28 32V35H27V36H29V35H33L34 33H36ZM42 30H41V32H43ZM57 30H59V29H57ZM75 30H76V29H75ZM81 30H83V29H81ZM81 30H80V31H81ZM105 30H106V29H105ZM116 30H117V29H116ZM125 30H126V29H125ZM125 30H124V31H125ZM142 30H144V29H142ZM163 30H164V29H163ZM172 30H173V29H172ZM176 30H177V29H176ZM191 30H192V29H191ZM204 30H205V29H204ZM204 30H202V33H203ZM234 30H235V29H234ZM236 30H237V29H236ZM38 31H39V30H38ZM48 31H49V30H48ZM52 31H53V30H51V32H52ZM66 31H68V30L66 29ZM85 31H86V30H85ZM99 31H100V30H99ZM114 31H115V30H114ZM121 31H123V30H121ZM145 31H146V30H145ZM167 31H168V30H167ZM232 31H233V30H232ZM44 32H45V31H44ZM69 32H70V31H69ZM75 32H76V31H75ZM81 32H82V31H81ZM108 32H109V31H108ZM126 32H127V30H126ZM130 32H131V31H130ZM149 32H150V31H149ZM175 32H176V31H175ZM175 32H174V33H175ZM197 32H198V31H197ZM197 32H196V33H197ZM250 32H251V31H250ZM257 32H258V31H257ZM2 33H0V34L2 35ZM39 33H40V32H39ZM39 33H38V35H40ZM47 33H48V32H47ZM47 33H46V36H47ZM55 33H56V32H55ZM66 33H67V32H66ZM66 33H65L64 35H66ZM83 33H84V31H83ZM99 33H100V32H99ZM131 33H132V32H131ZM142 33H143V32H142ZM147 33H148V32H147ZM171 33H172V32H171ZM190 33H191V32H190ZM258 33H259V32H258ZM49 34H51V33H49ZM53 34H54V32H53ZM56 34H58V33H56ZM60 34H61V33H60ZM60 34H59V35H60ZM70 34H71V33H70ZM70 34H69V35H70ZM79 34H80V33H79ZM92 34H93V33H92ZM113 34H114V33H113ZM122 34H123V33H122ZM136 34H137V33H136ZM144 34H145V33H144ZM211 34H212V33H211ZM38 35H36V36L38 37ZM41 35H42V36H45V33H44V35L41 33ZM61 35H62V34H61ZM72 35H73V34H72ZM82 35H84V34H82ZM82 35H81V36L78 35V36L83 38ZM90 35H91V34H90ZM95 35H96V34H95ZM95 35H94V36H95ZM97 35H98V37H99V35H101V34H97ZM125 35H126V34H125ZM157 35H158V34H157ZM170 35H171V34H170ZM20 36H21V38H23L25 41H22L23 39L20 40V39H19ZM33 36L35 37V35H33ZM57 36H58V35H57ZM62 36H63V35H62ZM67 36H68V35H67ZM67 36H66V37H67ZM84 36H85V35H84ZM114 36H115V35H114ZM129 36H130V35H129ZM142 36H143V35H142ZM152 36H153V35H152ZM165 36H166V35H165ZM168 36H169V35H168ZM196 36H197V35H195V37H196ZM249 36H250V35H249ZM249 36H248V37H249ZM39 37H40V36H39ZM39 37H38V39H39ZM55 37H56V36H55ZM55 37H54V38H55ZM71 37H72V36H71ZM73 37L75 38L76 36H73ZM87 37H88V36H87ZM90 37H91V36H90ZM98 37H97V38H98ZM131 37H133V36H131ZM162 37H163V36H162ZM171 37H172V36H171ZM171 37H170V38H171ZM195 37H194V39H195ZM202 37H203V36H202ZM202 37H201V35H200V36L198 35V36L196 37V38H198L197 40H198V42H199V43H198L197 40H196L197 44H200L201 46H200V45H199V46H200V47H203V48H205V49H211V46H209V45L207 44L208 41L206 42V41L204 40L205 38L203 39ZM206 37H208V36H206ZM1 38H2V40H1ZM32 38H33V37H32ZM35 38H36V37H35ZM35 38H34L33 40H35ZM48 38H49V37H48ZM59 38H60V36H59ZM64 38H65V37H64ZM74 38H72V39H74ZM76 38H77V37H76ZM76 38L74 39V41L76 40ZM82 38H81V40H82ZM94 38H96V36H95ZM94 38H93V39H94ZM116 38H117V37H116ZM38 39H37L36 41H38ZM49 39H50V38H49ZM49 39H48V40H49ZM69 39H70V37H69ZM69 39L66 38V41H64V42H68L67 40H69ZM86 39H87V38H86ZM122 39H123V38H122ZM128 39H129V38H128ZM134 39H135V38H134ZM166 39H167V38H166ZM190 39H191V37H190ZM33 40H32V41H33ZM50 40H51V39H50ZM50 40L48 41L49 44H50ZM54 40H55V39H54ZM57 40H58V39H57ZM57 40H56V41H57ZM64 40H65V39H64ZM70 40H71V39H70ZM78 40L81 41L80 39H78ZM78 40H77V41H78ZM113 40H114V39H113ZM154 40H155V39H154ZM206 40H207V39H206ZM30 41H31V40H30ZM77 41H76V42H77ZM79 41L77 42L78 44H79ZM93 41H95V40H93ZM96 41H97V40H96ZM100 41H101V40H100ZM116 41H117V40H116ZM136 41H137V39H136ZM155 41H156V40H155ZM163 41H164V40H163ZM191 41H192V40H191ZM194 41H195V40H194ZM244 41H245V40H244ZM3 42H4L5 44H3ZM53 42H54V41H53ZM58 42H59V41H58ZM70 42H71V41H70ZM90 42L92 43V41H90ZM120 42H122V41H120ZM186 42H187V41H186ZM189 42H190V41H189ZM223 42H224V41H223ZM30 43H31V42H30ZM34 43H35V45H36V42H35V41H34ZM38 43H39V42H37V44H38ZM61 43H62V42H61ZM77 43H75V44H77ZM91 43H90V44H91ZM95 43H96V42H95ZM117 43H118V42H117ZM127 43H128V42H127ZM149 43H151V42H149ZM169 43L171 44V42H169ZM259 43H260V42H259ZM53 44H54V43H53ZM55 44H56V42H55ZM59 44H60V43H59ZM65 44H66V43H65ZM67 44H68V43H67ZM70 44H71V43H70ZM70 44H69V45H70ZM75 44H74V45H75ZM80 44H83V43H80ZM87 44H89V43H87ZM97 44H99V43H97ZM103 44H105V42H104ZM135 44H136V43H135ZM151 44H152V43H151ZM192 44H194V43H192ZM197 44H196V46H197ZM216 44H217V43H216ZM251 44H252V43H251ZM26 45H27V44H26ZM39 45H41V44H39ZM44 45H46V44H44ZM92 45H93V44H92ZM100 45H101V44H100ZM121 45H122V44H121ZM183 45H184V44H183ZM249 45H250V44H249ZM37 46H38V45H37ZM56 46H59V45H56ZM62 46H63V44H61V48H62ZM71 46L73 47V45H71ZM75 46H76V45H75ZM78 46H79V45H78ZM80 46L82 47V45H80ZM104 46H105V45H104ZM106 46L108 47V44H106ZM109 46H110V45H109ZM115 46H116V45H115ZM117 46H118V45H117ZM144 46H145V45H144ZM168 46H169V45H168ZM181 46H182V45H181ZM189 46H190V45H189ZM243 46H244V45H243ZM261 46H262V45H261ZM261 46H260V47H261ZM38 47H40V46H38ZM48 47H50V46H48ZM67 47H68V46H67ZM67 47H66V50H67ZM76 47H77V46H76ZM84 47H85V46H84ZM101 47H102V46H101ZM101 47H100V49H101ZM120 47H121V46H120ZM125 47H126V46H125ZM172 47H173V46H172ZM185 47H186V46H185ZM4 48H5V47H4ZM40 48H41V47H40ZM43 48H44V46H43ZM55 48H56V47H55ZM64 48H65V46H64ZM70 48H71V47H70ZM85 48H86V47H85ZM92 48H93V47H92ZM118 48H119V47H118ZM152 48H153V47H152ZM221 48H222V47H221ZM8 49H9V48H8ZM13 49H12V50H13ZM28 49H29V48H28ZM28 49H27V50H28ZM38 49H39V48H38ZM38 49H37V50H38ZM56 49H57V48H56ZM56 49H55V50H56ZM71 49H73V48H71ZM77 49H78V48H77ZM113 49H114V48H113ZM123 49H124V48H123ZM140 49H141V48H140ZM140 49H139V50H140ZM212 49H213V48H212ZM214 49H215V48H214ZM228 49H229V48H228ZM247 49H248V48H247ZM24 50H25V51H24ZM29 50H30V49H29ZM35 50H36V49H35ZM60 50H61V49H60ZM75 50H76V48H75ZM78 50H79V49H78ZM82 50H83V49H82ZM90 50H91V48H90ZM93 50H95V49H93ZM93 50H91V51H93ZM97 50H98V49H97ZM106 50H107V49H106ZM119 50H120V48H119ZM156 50H157V49H156ZM166 50H167V49H166ZM194 50H195V49H194ZM217 50H218V49H217ZM236 50H237V49H236ZM253 50H254V49H253ZM10 51H11V50H10ZM30 51H32V50H30ZM33 51H34V50H33ZM42 51L44 52V49H43ZM63 51H65V50H63ZM69 51H71V50L69 49ZM69 51H68V52H69ZM115 51H116V50H115ZM115 51H113V53H114ZM175 51H176V50H175ZM213 51H214V50H212V52H213ZM237 51H238V50H237ZM258 51H259V50H258ZM1 52H2V51H1ZM3 52H4V51H3ZM6 52H7V51H6ZM35 52H36V51H35ZM43 52H42V53H43ZM53 52H55V51H53ZM60 52H61V51H59V52L57 51V53H60ZM68 52H67V51H66V52H62L61 55H59V56H62V59H61V58H60V59H59V58H58V59L55 58L57 55H56V56L54 55V57H53L51 60H49L48 58H46V59H48L49 61H48V63L45 64V65H44V64H43V65H36L35 63H36L37 61H35V63H34V64H35V67L33 66L35 69H34V71L32 70V73H33V75H34V78L37 80L39 86L42 88V89L40 88L41 90H43L45 86H44L43 80L41 81V80L39 79V77H40V76H39V73L53 71V70H55V69H57V68H58V70H59V69H60L59 67L62 66V64H64L63 62H65V64H66L67 61H65V59H68L67 57H69V59H70V57L72 58V56L69 55L70 52H69V53H68ZM76 52H77V50H76ZM84 52H85V51H84ZM103 52H104V51H103ZM120 52H121V51H120ZM122 52H123V51H122ZM182 52H183V51H182ZM212 52H211V53H212ZM230 52H231V51H230ZM253 52H254V51H253ZM13 53H14V52H13ZM13 53L11 52V54H13ZM17 53H16V56H17ZM49 53H50V52H49ZM49 53H47V54H49ZM74 53H75V52H74ZM81 53H82V51H81ZM86 53H87V52H86ZM86 53H85V54H86ZM95 53H96V52H95ZM155 53H156V52H155ZM196 53H197V52H196ZM204 53H205V52H204ZM208 53H209V52H208ZM242 53H243V52H242ZM8 54H10V53H8ZM8 54H7V56H8ZM11 54H10V55H11ZM14 54H15V53H14ZM18 54H21V53H18ZM50 54H52V53H50ZM50 54H49V55H50ZM72 54H73V53H72ZM75 54H76V53H75ZM75 54H74V56H75ZM79 54H80V53H79ZM82 54H84V53H82ZM98 54H99V52H98ZM98 54H97V55H98ZM125 54H126V53H125ZM161 54H162V53H161ZM163 54H164V53H163ZM213 54H214V52H213ZM213 54H211V55L213 56ZM0 55H6V54L3 53V54H0ZM23 55H24V53H23ZM25 55L29 56V54H27V52L25 53ZM25 55H24V57H25ZM31 55H32V54H31ZM42 55H43V54H42ZM68 55H69V56H68ZM88 55H90V54H88ZM97 55H96V56H97ZM100 55H101V54H100ZM105 55H106V54H105ZM114 55H115V54H114ZM176 55H177V54H176ZM184 55H185V54H184ZM196 55H197V54H196ZM201 55H202V54H201ZM214 55H215V54H214ZM216 55H218V54H216ZM262 55H264V54H262ZM7 56H6V58H7ZM12 56L14 57V55H12ZM39 56H40V55H39ZM39 56H37V58H39ZM78 56H79V55H78ZM80 56H83V55H80ZM93 56H94V55H93ZM112 56H113V55H112ZM166 56H167V55H166ZM173 56H174V55H173ZM173 56H172V57H173ZM236 56H237V55H236ZM9 57H10V56H9ZM18 57H19V56H18ZM22 57H23V56H22ZM34 57H35V56H34ZM34 57H33V59H34ZM84 57H86V55H85ZM192 57H193V56H192ZM201 57H203V56H201ZM210 57H211V56H210ZM215 57L218 58V60L221 59V61H222V58H221V57H220V59H219V57H217V56H215ZM2 58H3V56H1L0 59H2ZM6 58H4V59H5V60H8V59H6ZM26 58H30V56H29V57H26ZM35 58H36V57H35ZM37 58H36V59H37ZM82 58H83V57H81V59H82ZM99 58H100V57H99ZM111 58H112V57H111ZM111 58H109V59H111ZM145 58H146V57H145ZM167 58H168V57H167ZM190 58H191V57H190ZM196 58H197V57H196ZM211 58H212V57H211ZM234 58H235V57H234ZM20 59H21V58H20ZM20 59H19V60H20ZM30 59H31V58H30ZM30 59H29V60H30ZM36 59H35V60H36ZM39 59H41V57H40ZM46 59H45V60H46ZM69 59H68V60H69ZM118 59H119V57H118ZM141 59H142V58H141ZM199 59L201 60V58H199ZM242 59H243V58H242ZM24 60H25V59H24ZM78 60H79V59H78ZM83 60H84V59H83ZM182 60H183V59H182ZM193 60H194V59H193ZM1 61H2V60H1ZM11 61L13 62V60H11ZM25 61H26V60H25ZM30 61H31V60H30ZM39 61H40V60H39ZM46 61H47V60H46ZM80 61H81V60H80ZM95 61H96V60H95ZM101 61H102V60H101ZM135 61H136V60H135ZM138 61H139V60H138ZM186 61H187V60H186ZM208 61H209V60H208ZM210 61H211V60H210ZM221 61H219V62H221ZM242 61H243V60H242ZM252 61H253V59H252ZM256 61H257V60H256ZM262 61H264V60H262ZM4 62H5V61H4ZM12 62H11V63H12ZM26 62H27V61H26ZM28 62H29V61H28ZM31 62H33V61H31ZM69 62H70V61H69ZM72 62H73V61H72ZM96 62H97V61H96ZM105 62H106V61H105ZM110 62H111V60H110ZM125 62H126V61H125ZM143 62H144V61H143ZM205 62H206V61H205ZM205 62H204V63H205ZM211 62H212V61H211ZM224 62H225V61H224ZM224 62H223V63H224ZM245 62H246V61H245ZM1 63H3V62H1ZM24 63H25V62H24ZM38 63H39V62H38ZM98 63H99V62H98ZM113 63H114V62H113ZM133 63H134V62H133ZM137 63H138V62H137ZM163 63H164V62H163ZM223 63H222V65H223ZM243 63H244V62H243ZM249 63H250V62H249ZM257 63H258V62H257ZM18 64H19V63H18ZM26 64H27V63H26ZM28 64H29V63H28ZM28 64H27V65H28ZM68 64H69V63H68ZM70 64H71V63H70ZM70 64H69V66H70ZM130 64H131V66H132V63H130ZM206 64H207V63H206ZM7 65H9V64H7ZM71 65H72V64H71ZM111 65H112V64H111ZM146 65H147V64H146ZM173 65H174V64H173ZM200 65H201V64H200ZM202 65H203V64H202ZM208 65H209V63H208ZM208 65H206V67H207ZM219 65L221 66V64H219ZM219 65L217 64V66H219ZM224 65H225V64H224ZM230 65H231V64H230ZM239 65H240V64H239ZM12 66H13V65H12ZM29 66H30V64H29ZM31 66H32V65H31ZM69 66H68V67H69ZM72 66H73V65H72ZM154 66H155V65H154ZM177 66H178V65H177ZM186 66H187V65H186ZM227 66H228V65H227V63H226V66H225V67H227ZM247 66H248V65H247ZM7 67H8V66H7ZM9 67H10V65H9ZM13 67H14V66H13ZM65 67H66V66H65ZM68 67H67V69H68ZM120 67H121V66H120ZM132 67H133V66H132ZM162 67H163V66H162ZM178 67H179V66H178ZM230 67H231V66H229V68H230ZM253 67H254V66H253ZM17 68H18V67H17ZM24 68H25V67H24ZM28 68H29V67H28ZM30 68H31V67H30ZM72 68H73V67H72ZM112 68H113V67H112ZM124 68H126V67H124ZM130 68H131V67H130ZM232 68L234 69V67H232ZM232 68H231V69H232ZM243 68H244V67H243ZM259 68H260V67H259ZM5 69H6V66H5ZM22 69H23V68H22ZM70 69H71V68H70ZM94 69H95V68H94ZM100 69H102V68H100ZM128 69H129V68H128ZM154 69H155V68H154ZM163 69H164V68H163ZM220 69H221V68H220ZM231 69H230V70H231ZM233 69H232V70H233ZM236 69H237V68H236ZM23 70H24V69H23ZM29 70L31 71V69H29ZM109 70H110V69H109ZM134 70H135V69H134ZM155 70H156V69H155ZM183 70H184V69H183ZM200 70L202 71L203 69H200ZM206 70H207V69H206ZM225 70H226V69H225ZM237 70H238V69H237ZM245 70H246V69H245ZM62 71H63V70H62ZM98 71H99V70H98ZM115 71H116V70H115ZM121 71H122V70H121ZM129 71H130V70H129ZM140 71H141V70H140ZM149 71H150V70H149ZM157 71H158V70H157ZM180 71H181V70H180ZM180 71H179V72H180ZM189 71H190V70H189ZM198 71H199V70H198ZM201 71H200V74H201ZM209 71H210V70H209ZM212 71H213V70H212ZM214 71H215V70H214ZM238 71H240V70H238ZM241 71H242V70H241ZM10 72H11V71H10ZM12 72H13V71H12ZM54 72H57V70L54 71ZM88 72H89V71H88ZM101 72H102V71H101ZM106 72H107V70H106ZM118 72H119V70H118ZM123 72H124V71H123ZM151 72H152V71H151ZM153 72H154V71H153ZM203 72H204V71H203ZM203 72H202V73H203ZM217 72H218V71H217ZM222 72H223V71H222ZM248 72H249V71H248ZM261 72H262V71H261ZM13 73H14V72H13ZM63 73H64V72H63ZM63 73H62V74H63ZM81 73H82V72H81ZM115 73H116V72H115ZM140 73H141V72H140ZM164 73H165V72H164ZM170 73H171V72H170ZM193 73H194V72H193ZM196 73H197V72H195V74H196ZM198 73H199V72H198ZM240 73H241V72H236V71H235V74H234V72H233V74L235 75V77H234V76H233V77L235 78L236 81L239 80L238 78H241V77H242V74H240ZM6 74H7V73H6ZM30 74H31V73H30ZM64 74H65V73H64ZM84 74H85V73H84ZM133 74H134V73H133ZM133 74H132V75H133ZM171 74H172V73H171ZM213 74H214V73H213ZM230 74H231V73H230ZM243 74H245V72H244ZM251 74H252V73H251ZM19 75H20V74H19ZM59 75H60V74H59ZM104 75H105V74H104ZM104 75H103V76H104ZM120 75H122V74H120ZM146 75H147V74H146ZM166 75H167V74H166ZM196 75H197V74H196ZM224 75H225V74H224ZM247 75H248V73H247ZM247 75H246V76H247ZM136 76H137V74H136ZM177 76H178V75H177ZM187 76H188V75H187ZM231 76H232V74L230 75V77H231ZM16 77H17V76H16ZM16 77H14V78H16ZM20 77H21V75H20ZM80 77H81V76H80ZM92 77H93V76H92ZM115 77H116V76H115ZM131 77H132V76H131ZM147 77H148V76H147ZM196 77H197V76H196ZM205 77H206V76H205ZM230 77H229V80H231ZM236 77H237V78H236ZM248 77H249V76H248ZM1 78H2V77H1ZM11 78H12V77H11ZM17 78H18V77H17ZM95 78H96V76H95ZM99 78H100V77H99ZM188 78H189V77H188ZM223 78H224V77H223ZM244 78L246 79V77H244ZM18 79H19V78H18ZM56 79H57V78H56ZM97 79H98V78H97ZM113 79H114V78H113ZM142 79H143V78H142ZM145 79H146V78H145ZM196 79H197V78H196ZM224 79H225V78H224ZM245 79H244V80H245ZM0 80H3V78L0 79ZM4 80H6V78H5ZM13 80H14V79H13ZM129 80H130V79H129ZM147 80H148V79H147ZM197 80H198V79H197ZM211 80H212V79H211ZM219 80H220V79H219ZM226 80H228V79H227V76H226ZM99 81H100V80H99ZM155 81H156V80H155ZM158 81H159V80H158ZM231 81H232V80H231ZM233 81H234V79H233ZM233 81H232V82H233ZM241 81H242V79H241ZM246 81H247V79H246ZM246 81H245V82H246ZM248 81H249V80H248ZM15 82H16V81H15ZM91 82H92V81H91ZM110 82H111V81H110ZM110 82H109V83H110ZM161 82H162V81H161ZM179 82H180V81H179ZM203 82H204V81H203ZM232 82H231V83H232ZM239 82H240V81H239ZM242 82H243V81H242ZM1 83H2V82H1ZM94 83H95V82H94ZM104 83H105V82H104ZM123 83H125V82H123ZM126 83H127V82H126ZM168 83H169V82H168ZM172 83H173V82H172ZM184 83H185V82H184ZM215 83H216V82H215ZM221 83H222V82H221ZM221 83H219V84H221ZM224 83H226V84H230V83H227V81H225ZM224 83H222V84H224ZM4 84H5V83H4ZM16 84H17V83H16ZM91 84H92V83H91ZM111 84H112V83H111ZM127 84H128V83H127ZM147 84H148V83H147ZM155 84H157V83H155ZM160 84H161V83H160ZM173 84H175V83H173ZM179 84H180V83H179ZM186 84H187V83H186ZM188 84H189V83H188ZM234 84H237V82L234 83ZM240 84H241V83H240ZM243 84H244V83H243ZM252 84H253V83H252ZM95 85H96V84H95ZM104 85H105V84H104ZM121 85H123V84H121ZM125 85H126V84H125ZM134 85H135V83H134ZM134 85H133V86H134ZM136 85H137V84H136ZM144 85H145V84H144ZM184 85H185V84H184ZM193 85H194V84H193ZM241 85H242V84H241ZM244 85H245V84H244ZM250 85H251V84H250ZM4 86H5V85H4ZM9 86H10V85H9ZM32 86H33V85H32ZM39 86H38V85L36 86L37 89H38ZM112 86H113V85H112ZM232 86H233V85H232ZM232 86H230V87H232ZM246 86H247V85H246ZM246 86H244V88H245ZM7 87H8V86H7ZM29 87H30V86H29ZM116 87H117V86H116ZM120 87H121V86H120ZM166 87H167V86H166ZM186 87H187V86H186ZM195 87H196V86H195ZM198 87H199V86H198ZM225 87H226V86H225ZM248 87H249V84H248ZM250 87H252V86H250ZM0 88H1V87H0ZM4 88H5V87H4ZM32 88H33V87H32ZM193 88H194V86H193ZM196 88H197V87H196ZM252 88H253V87H252ZM9 89H10V88H9ZM108 89H109V88H108ZM165 89H166V88H165ZM187 89H188V88H187ZM218 89H219V88H218ZM230 89H231V88H230ZM6 90H7V89H6ZM6 90H3V91H6ZM100 90H101V89H100ZM106 90H107V89H106ZM109 90H110V89H109ZM132 90H133V89H132ZM135 90H136V89H135ZM147 90H148V89H147ZM197 90H198V89H197ZM207 90H208V89H207ZM207 90H206V91H207ZM223 90H224V89H223ZM223 90H222V91H223ZM258 90H259V88H258ZM29 91H30V90H29ZM111 91H112V90H111ZM124 91H125V90H124ZM138 91H139V90H138ZM163 91H164V90H163ZM189 91H190V90H188V92H189ZM232 91H233V90H232ZM232 91H231V92H232ZM243 91H244V90H243ZM247 91H248V90H247ZM250 91H251V90H250ZM252 91H253V90H252ZM1 92H2V91H1ZM25 92H26V91H25ZM44 92H45V89H44ZM185 92H186V91H185ZM204 92H205V91H204ZM219 92H220V91H219ZM219 92H218V93H219ZM224 92H225V90H224ZM227 92H228V91H227ZM256 92H257V91H256ZM261 92H262V91H261ZM261 92H259L260 95H261ZM104 93H105V92H104ZM130 93H131V92H130ZM150 93H151V92H150ZM200 93H201V92H200ZM214 93H215V92H214ZM245 93H246V92H245ZM24 94H26V93H24ZM125 94H126V93H125ZM189 94H190V93H189ZM224 94H225V93H224ZM226 94H227V93H226ZM241 94H242V93H241ZM250 94H251V93H250ZM0 95H1V94H0ZM26 95H27V94H26ZM178 95H179V94H178ZM194 95H195V94H194ZM206 95H207V94H206ZM232 95H233V94H232ZM232 95H231V96H232ZM246 95H247V94H246ZM256 95H258V94H256ZM117 96H118V95H117ZM132 96H133V95H132ZM172 96H173V95H172ZM175 96H176V95H175ZM225 96H226V95H225ZM231 96H230V97H231ZM254 96H255V95H254ZM261 96L264 97V94H262ZM261 96H260V97H261ZM4 97H5V96H4ZM35 97H36V96H35ZM42 97H43V99L45 100L44 102H46L48 98L45 96V94H44V95L42 94ZM102 97H103V96H102ZM105 97H106V96H105ZM189 97H190V96H189ZM194 97H195V96H194ZM220 97H221V96H220ZM226 97H228V96H226ZM226 97H225V98H226ZM242 97H243V96H241L240 103H242V102H241V101H242ZM248 97H250V96H248ZM248 97H246V98H248ZM255 97H256V96H255ZM17 98H18V97H16V99H17ZM116 98H117V97H116ZM120 98H122V97H120ZM147 98H148V97H147ZM209 98H210V97H209ZM244 98H245V97H244ZM252 98H253V95H252ZM36 99H37V98H36ZM109 99H110V98H109ZM114 99H115V98H114ZM156 99H157V98H156ZM228 99H229V98H228ZM230 99H231V98H230ZM239 99H240V98H239ZM253 99H254V98H253ZM258 99H260V98H259V95H258L257 100H258ZM18 100H19V99H18ZM150 100H151V99H150ZM220 100H221V99H220ZM231 100H232V99H231ZM249 100H251V99H249ZM254 100H255V99H254ZM261 100H262V99H261ZM261 100H260V101H261ZM130 101H131V100H130ZM147 101H148V100H147ZM15 102H16V101H15ZM37 102H39V101H37ZM48 102H49V101H48ZM48 102H47V103H48ZM220 102H221V101H220ZM225 102H226V100H225ZM243 102H244V100H243ZM254 102H255V101H254ZM257 102H258V101H257ZM185 103H186V102H185ZM191 103H192V102H191ZM203 103H204V102H203ZM142 104H143V103H142ZM144 104H145V103H144ZM226 104H227V103H226ZM250 104H251V103H250ZM3 105H4V104H3ZM13 105H14V104H13ZM37 105H38V104H37ZM37 105H36V106H37ZM174 105H175V104H174ZM186 105H187V103H186ZM204 105H205V104H204ZM219 105H221V103H220ZM229 105L231 106L230 103H229ZM235 105H236V104H235ZM261 105H262V104H261ZM8 106H9V105H8ZM10 106H11V105H10ZM10 106H9V107H10ZM168 106H169V105H168ZM196 106H197V105H196ZM208 106H209V105H208ZM208 106H207V107H208ZM233 106H234V105H233ZM237 106H238V105H237ZM244 106H245V105H244ZM251 106H252V105H251ZM262 106H264V105H262ZM2 107H3V106H2ZM173 107H174V106H173ZM179 107H180V106H179ZM218 107H219V106H218ZM257 107H258V106H257ZM5 108H6V107H5ZM163 108H164V107H163ZM181 108H182V107H181ZM194 108H195V107H194ZM235 108H237V107H235ZM248 108H251V107L248 106ZM1 109H2V108H1ZM6 109H7V108H6ZM148 109H149V108H148ZM172 109H173V108H172ZM198 109H199V108H198ZM200 109H201V108H200ZM203 109H204V108H203ZM221 109H222V108H221ZM224 109H225V108H224ZM230 109H231V108H230ZM183 110H184V109H183ZM207 110H209V109H207ZM213 110H214V109H213ZM226 110H229V109H226ZM231 110H232V109H231ZM233 110H234V109H233ZM235 110H236V109H235ZM241 110H242V109H241ZM249 110H250V109H249ZM145 111H146V110H145ZM188 111H189V110H188ZM56 112H57V111H56ZM56 112H54V114H55ZM127 112H128V111H127ZM168 112H169V111H168ZM178 112H179V111H178ZM230 112H232V111H230ZM257 112H258V111H257ZM1 113H3V111H2ZM1 113H0V114H1ZM8 113H9V112H8ZM57 113H58V112H57ZM134 113H135V112H134ZM156 113H157V112H156ZM156 113H155V114H156ZM188 113H189V112H188ZM192 113H193V112H192ZM204 113H205V112H204ZM236 113H238V112H236ZM240 113H242V112L240 111ZM189 114H190V113H189ZM199 114H200V113H199ZM242 114H243V113H242ZM254 114H255V113H254ZM55 115H56V114H55ZM55 115H54V116H55ZM176 115H177V114H176ZM182 115H183V114H182ZM204 115H205V114H204ZM218 115H219V114H218ZM233 115H234V113H233ZM237 115H238V114H237ZM237 115H236V116H237ZM239 115H240V114H239ZM245 115H246V113H245ZM201 116H202V115H201ZM208 116H210V115H208ZM227 116H228V114H227ZM227 116H226V117H227ZM1 117H2V116H1ZM143 117H144V116H143ZM175 117H176V116H175ZM189 117H190V116H189ZM189 117H188V118H189ZM205 117H206V116H205ZM218 117H219V116H218ZM223 117H224V116H223ZM229 117H230V116H229ZM229 117H228V119H229ZM7 118H10V117H7ZM55 118H57V117L55 116ZM145 118H146V117H145ZM176 118H177V117H176ZM176 118H175V119H176ZM208 118H210V117H208ZM181 119H182V118H181ZM224 119H225V118H224ZM249 119H250V118H249ZM122 120H123V119H122ZM143 120H144V119H143ZM193 120H194V119H193ZM245 120L247 121V119H245ZM245 120H244V121H245ZM262 120H264V119H262ZM262 120H261V121H262ZM7 121H8V120H7ZM11 121H12V120H11ZM53 121H54V120H53ZM53 121H52V122H53ZM134 121H135V120H134ZM190 121H191V120H190ZM196 121H197V120H196ZM205 121H206V120H205ZM212 121H213V120H212ZM212 121H211V123H212ZM227 121H228V120H227ZM250 121H251V120H250ZM250 121H249V122H250ZM58 122H59V120H58ZM154 122H155V121H154ZM162 122H163V121H162ZM193 122H194V121H193ZM198 122H199V121H198ZM229 122H230V121H229ZM247 122H248V121H247ZM190 123H191V122H190ZM220 123H221V121H220ZM236 123H237V121H236ZM236 123H235V124H236ZM240 123H241V122H240ZM4 124H5V123H4ZM7 124H8V123H7ZM52 124H53V123H52ZM54 124H55V123H54ZM60 124H61V123H60ZM144 124H145V122H144ZM155 124H157V123H155ZM196 124H197V123H196ZM221 124H223V123H221ZM262 124H264V123H262ZM17 125H18V124H17ZM57 125H58V123H57ZM62 125H63V123H62ZM190 125H191V124H190ZM190 125H189V126H190ZM14 126H16V125H14ZM150 126H151V125H150ZM152 126H153V125H152ZM192 126H193V125H192ZM262 126H264V125H262ZM56 127H57V126H56ZM64 127H65V126H64ZM105 127H106V126H105ZM112 127H113V126H112ZM153 127H154V126H153ZM173 127H174V126H173ZM175 127H176V126H175ZM175 127H174V128H175ZM216 127L218 128L217 125H216ZM233 127H234V126H233ZM256 127H257V125H256ZM1 128H3V127H1ZM5 128H6V127H5ZM11 128H13V126H12ZM11 128H10V129H11ZM62 128H63V127H62ZM67 128H68V127H67ZM190 128H191V127H190ZM214 128H215V127H214ZM229 128H230V127H229ZM10 129H8V130H10ZM18 129H19V128H18ZM59 129H60V128H59ZM59 129H57V133H58L59 135H61L60 131H61L62 129H61L60 131H59ZM63 129H65V128H63ZM162 129H163V128H162ZM162 129H161V130H162ZM215 129H216V128H215ZM3 130H4V129H3ZM11 130H13V129H11ZM16 130H17V127H16ZM19 130H20V129H19ZM38 130H39V129H38ZM54 130H55V129H54ZM90 130H91V129H90ZM90 130H89V131H90ZM203 130H204V129H203ZM252 130H253V129H252ZM252 130H251V131H252ZM5 131H6V130H5ZM74 131H75V129H74ZM103 131H104V130H103ZM167 131H168V130H167ZM173 131H174V130H173ZM192 131H193V130H192ZM220 131H221V130H220ZM36 132H37V131H36ZM63 132H64V131H63ZM63 132H62V134H63ZM171 132H172V131H171ZM184 132H185V131H184ZM193 132H194V131H193ZM256 132H257V131H256ZM260 132H261V131H260ZM1 133H3V132H0V134H1ZM4 133H5V132H4ZM22 133H23V132H22ZM93 133H96V132L93 131ZM187 133H189V132H187ZM261 133H262V132H261ZM5 134H6V133H5ZM31 134H32V133H31ZM58 134H57V136H58ZM180 134H181V133H180ZM215 134H216V133H215ZM215 134H214V135H215ZM248 134L250 135V133H248ZM1 135H3V134H1ZM1 135H0V136H1ZM28 135H29V134H28ZM148 135H149V134H148ZM190 135H191V134H190ZM217 135H218V134H217ZM235 135H236V134H235ZM243 135H244V133H243ZM249 135H248V136H249ZM257 135H258V132H257ZM47 136H48V135H47ZM62 136H64V135H62ZM100 136H101V135H100ZM152 136H153V134H152ZM168 136H169V135H168ZM221 136H222V135H221ZM252 136H253V135H252ZM27 137H28V136H27ZM34 137H35V136H34ZM59 137H60V136H59ZM110 137H111V136H110ZM141 137H142V136H141ZM164 137H165V136H164ZM186 137H187V136H186ZM188 137H189V136H188ZM195 137H196V136H195ZM195 137H194V138H195ZM213 137H214V136H213ZM235 137H236V136H235ZM262 137H264V136H262ZM262 137H258V138L261 139ZM6 138H7V135H6ZM21 138H23V137H21ZM41 138H42V137H41ZM56 138H58V137H56ZM94 138H95V137H94ZM153 138H154V137H153ZM169 138H170V137H169ZM194 138H193V139H194ZM253 138H254V137H253ZM253 138H252V139H253ZM63 139H64V138H63ZM70 139H71V138H70ZM77 139H78V138H77ZM204 139H205V138H204ZM204 139H203V140H204ZM208 139H209V138H208ZM217 139H218V138H217ZM244 139H245V138H244ZM250 139H251V138H250ZM254 139H255V138H254ZM256 139H257V138H256ZM262 139H264V138H262ZM20 140H21V139H20ZM25 140H26V139H25ZM68 140H69V137H68ZM179 140H180V139H179ZM179 140H178V141H179ZM226 140H227V139H226ZM228 140H229V139H228ZM200 141H201V140H200ZM200 141H199V142H200ZM208 141H209V140H208ZM18 142H19V140H18ZM40 142H41V141H40ZM125 142L127 143V141H125ZM131 142H132V141H131ZM180 142H181V141H180ZM201 142H202V141H201ZM201 142H200V143H201ZM222 142H223V141H222ZM239 142H240V141H239ZM243 142H244V141H243ZM64 143H65V141H64ZM156 143H157V142H156ZM226 143H227V142H226ZM237 143H238V142H237ZM241 143H242V141H241ZM245 143H247V141H246ZM256 143H258V142H256ZM16 144H17V143H16ZM41 144H42V143H41ZM68 144H69V143H68ZM127 144H128V143H127ZM135 144H136V143H135ZM175 144H176V143H175ZM180 144H181V143H180ZM216 144H217V143H216ZM219 144H221V143H219ZM231 144H232V143H231ZM231 144H230V145H231ZM251 144L253 145V143H251ZM62 145H63V144H62ZM129 145H130V144H129ZM149 145H150V144H149ZM165 145H166V144H165ZM183 145H184V144H183ZM185 145H186V144H185ZM214 145H215V144H214ZM217 145H218V144H217ZM230 145H229V146H230ZM233 145H234V143H233ZM235 145H236V144H235ZM243 145H244V144H243ZM257 145H258V144H257ZM177 146H178V145H177ZM179 146H180V145H179ZM202 146H203V145H202ZM220 146H221V145H220ZM224 146H225V145H224ZM227 146H228V145H227ZM240 146H241V144H240ZM249 146H250V145H249ZM0 147H1V146H0ZM58 147H59V146H58ZM64 147H65V146H64ZM67 147H68V146H67ZM128 147H129V146H128ZM131 147H132V146H131ZM181 147H182V146H181ZM199 147H200V145H199ZM208 147H209V146H208ZM235 147H236V146H235ZM246 147H247V146H246ZM18 148H19V147H18ZM124 148H125V147H124ZM183 148H184V147H183ZM218 148H219V145H218ZM238 148H239V146H237L236 149H238ZM16 149H17V148H16ZM59 149H60V151H61L62 153H66L65 149H63L62 147H60ZM68 149H69V148H68ZM76 149H77V148H76ZM119 149H120V148H119ZM142 149H143V148H142ZM144 149H145V148H144ZM176 149H177V147H176ZM186 149H187V148H186ZM193 149H194V148H193ZM196 149H197V148H196ZM225 149H226V148H225ZM232 149H233V147H232ZM232 149H231V150H232ZM5 150H6V149H5ZM14 150H15V149H14ZM120 150H121V149H120ZM124 150H125V149H124ZM140 150H141V149H140ZM179 150H180V149H179ZM201 150H202V149H201ZM226 150H227V149H226ZM240 150H241V148H240ZM7 151H8V150H7ZM15 151H16V150H15ZM58 151H59V150H58ZM130 151H131V150H130ZM169 151H170V150H169ZM185 151H186V150H185ZM207 151H208V150H207ZM213 151H214V150H213ZM235 151H236V150H235ZM245 151H246V150H245ZM69 152H70V151H68V153H69ZM123 152H124V151H123ZM123 152H122V154H123ZM139 152H140V151H139ZM141 152H142V151H141ZM176 152H177V150H176ZM221 152H222V151H221ZM226 152H227V151H226ZM228 152H229V151H228ZM228 152H227V153H228ZM252 152H253V151H252ZM165 153H166V152H165ZM177 153H178V152H177ZM177 153H176V154H177ZM198 153H199V152H198ZM201 153H202V152H201ZM210 153H212V152H210ZM262 153H264V152H262ZM262 153H261V154H262ZM16 154H17V153H16ZM59 154H60V152H59ZM125 154H126V153H125ZM199 154H200V153H199ZM202 154H203V153H202ZM204 154H205V153H204ZM232 154H233V153H232ZM235 154H236V153H235ZM235 154H234V155H235ZM241 154H242V152H241ZM256 154H257V153H256ZM261 154H260V155H261ZM71 155H72V154H71ZM170 155H171V154H170ZM181 155H182V154H181ZM230 155H231V153H230ZM65 156H66V157L68 156L67 153H66ZM69 156H70V153H69ZM132 156H133V155H132ZM191 156H192V155H191ZM193 156H194V154H193ZM212 156H213V155L211 154V157H212ZM244 156H245V155H244ZM247 156H248V154H247ZM18 157H19V156H18ZM66 157H65V158H66ZM71 157H72V156H71ZM71 157H70V158H71ZM167 157H168V156H167ZM199 157H200V156H199ZM202 157H203V156H202ZM208 157H209V156H208ZM245 157H246V156H245ZM65 158H64V159H65ZM67 158H68V157H67ZM67 158H66V159H67ZM70 158H69V159H70ZM187 158H188V157H187ZM250 158H251V157H250ZM250 158H249V159H250ZM19 159H20V158H19ZM62 159H63V158H62ZM66 159H65V160H66ZM133 159H134V158H133ZM138 159H139V158H138ZM210 159H211V158H210ZM228 159H229V158H228ZM249 159H248V162H249ZM65 160H64V161H65ZM186 160H187V159H186ZM231 160H232V158H231ZM236 160H237V159H236ZM254 160L256 161V160H258V159H254ZM259 160H260V159H259ZM2 161H3V160H2ZM5 161H6V160H5ZM5 161H4V162H5ZM12 161H13V160H12ZM67 161H68V160H67ZM70 161H71V160H70ZM70 161L68 162V164L70 163ZM73 161H74V160H73ZM118 161H119V160H118ZM209 161H211V160H209ZM212 161H214V160H212ZM225 161H227V160H225ZM237 161H238V160H237ZM239 161H242V160H239ZM239 161H238V162H239ZM121 162H122V161H121ZM160 162H161V161H160ZM244 162H246V161H244ZM248 162H247V165L249 164ZM258 162H259V161H258ZM14 163H15V162H14ZM64 163H65V162H64ZM72 163H74V162H72ZM110 163H111V162H110ZM141 163H142V162H141ZM218 163H219V162H218ZM232 163H233V162H232ZM232 163H231V164H232ZM250 163H253V161L250 162ZM0 164H1V163H0ZM10 164H11V163H10ZM104 164H105V163H104ZM104 164H103V165H104ZM116 164H117V163H116ZM116 164H115V165H116ZM119 164H120V163H119ZM155 164H156V163H155ZM225 164H226V163H225ZM233 164H235V162H234ZM236 164H237V162H236ZM253 164H255V163H253ZM256 164H259V163H256ZM260 164H262V166H264V163H260ZM4 165H5V164H4ZM13 165H14V164H13ZM70 165H71V164H69V166H70ZM74 165H75V164H74ZM106 165H107V164H106ZM130 165H131V164H130ZM214 165L216 166L215 163H214ZM214 165H213V166H214ZM217 165H218V164H217ZM220 165H222V164H220ZM239 165H240V164H239ZM14 166H15V165H14ZM64 166H65V165H64ZM69 166H67L66 168H68L69 171L73 170V169L69 168ZM108 166H109V165H108ZM113 166H114V165H113ZM128 166H129V165H128ZM191 166H192V165H191ZM241 166L243 167V163H242ZM252 166H253V165H252ZM21 167H22V166H21ZM35 167H36V166H35ZM70 167H71V166H70ZM73 167H74V166H73ZM126 167H127V166H126ZM192 167H193V166H192ZM238 167H239V166H238ZM238 167H237V168H238ZM247 167H248V166H247ZM247 167H246V168H247ZM255 167H256V165H255ZM258 167H259V165H258ZM114 168H115V167H114ZM138 168H139V167H138ZM185 168H188V167H185ZM221 168H222V167H221ZM224 168H225V167H224ZM239 168H240V167H239ZM250 168H253V167L250 166ZM250 168L248 167V169H250ZM19 169H20V168H19ZM37 169H38V168H37ZM68 169H67V172H68ZM104 169H105V168H104ZM106 169H107V168H106ZM106 169H105V170H106ZM123 169H125V168H123ZM146 169H147V168H146ZM255 169H256V168H255ZM258 169H260V167H259ZM262 169H264V168H262ZM21 170H22V169H21ZM38 170H39V169H38ZM195 170H196V169H195ZM195 170H194V171H195ZM200 170H201V169H200ZM218 170H219V169H218ZM218 170L215 171V172H216V173L219 172V171L222 172L223 169H221V170H219V171H218ZM234 170H235V169H234ZM252 170H253V169H252ZM256 170H257V169H256ZM260 170H261V169H260ZM111 171H112V170H111ZM113 171H114V170H113ZM126 171H127V170H126ZM138 171H139V170H138ZM181 171H182V170H181ZM209 171H210V170H209ZM209 171H208V172H209ZM249 171H250V170H249ZM71 172H72V171H71ZM76 172H77V171H76ZM176 172H177V171H176ZM212 172H213V171H212ZM224 172H226V171H224ZM250 172H251V171H250ZM254 172H255V171H254ZM73 173H75V172H73ZM104 173H105V172H104ZM132 173H133V172H132ZM184 173H185V172H184ZM209 173H210V172H209ZM213 173H214V172H213ZM248 173H249V172H248ZM252 173H253V172H252ZM34 174H35V173H34ZM68 174H70V178H71V180H72V183H71L70 180H69V182L71 183L70 185H69V183H68V186H69V187L71 186V187H70L71 189L69 188V190H70V192L73 191L74 193H76L75 191H76L77 188H76L75 184H73V182H74V176H73V175H74V174H73V175H72V173H68ZM68 174H67V175H68ZM188 174H189V173H188ZM217 174H218V173H217ZM217 174H216V176H217ZM239 174H240V173H239ZM239 174H238V175H239ZM245 174H246V173H245ZM260 174H261V173H260ZM2 175H3V174H2ZM20 175H21V174H20ZM109 175H110V174H109ZM152 175H153V174H152ZM195 175H196V174H195ZM210 175L213 176L212 173H211ZM221 175H222V174H221ZM221 175H219L218 177H220ZM238 175H237V176H238ZM17 176H18V175H17ZM25 176H26V175H25ZM148 176H149V174H148ZM172 176H173V175H172ZM180 176H181V175H180ZM185 176H186V175H185ZM253 176H254V174H253ZM107 177H108V176H106V178H107ZM214 177H215V175H214ZM228 177H229V176H228ZM231 177H232V176H231ZM33 178H34V177H33ZM94 178H95V177H94ZM106 178H105V179H106ZM135 178H137V177H135ZM140 178H141V177H140ZM170 178H171V177H170ZM175 178H176V177H175ZM212 178H213V177H212ZM216 178H217V177H216ZM246 178H247V177H246ZM256 178H257V177H256ZM79 179H80V178H79ZM105 179H104V180H105ZM157 179H158V178H157ZM157 179H156V180H157ZM210 179H211V178H210ZM210 179H209V180H210ZM213 179H214V178H213ZM219 179H220V178H219ZM224 179H227V178H224ZM232 179H233V177H232ZM232 179H231V181H232ZM235 179H236V178H235ZM250 179H251V178H250ZM254 179H255V178H254ZM10 180H11V179H10ZM149 180H150V179H149ZM149 180H148V181H149ZM152 180H153V179H152ZM159 180H160V179H159ZM189 180H190V179H189ZM189 180L187 179V181H189ZM211 180H212V179H211ZM222 180H223V179H222ZM241 180H242V179H241ZM241 180H240V181H241ZM7 181H8V180H7ZM7 181H6V182H7ZM29 181H30V180H29ZM67 181H68V180H67ZM93 181H94V180H93ZM102 181H103V180H102ZM116 181H117V180H116ZM174 181H175V180H174ZM184 181H186V180H184ZM190 181H191V180H190ZM190 181H189V182H190ZM207 181H208V180H207ZM213 181H214L215 183L217 182V180H216V181L213 180ZM226 181H227V180H226ZM252 181H253V180H252ZM90 182H91V181H90ZM214 182H212V183H214ZM15 183H16V182H15ZM24 183H25V182H24ZM35 183H36V182H35ZM108 183H109V182H108ZM126 183H127V182H126ZM143 183H144V182H143ZM169 183H170V182H168L167 184H169ZM175 183H176V182H175ZM192 183L194 184V182H192ZM208 183H210V182H208ZM208 183H206V185H207ZM215 183H214V184H215ZM219 183H220V182H219ZM224 183H225V182H224ZM234 183H235V182H233V184H234ZM239 183H240V182H239ZM250 183H251V182H250ZM258 183H259V182H258ZM113 184H114V183H113ZM135 184H136V183H135ZM176 184H177V183H176ZM187 184H189V183L187 182ZM193 184H192V185H193ZM221 184H222V183H221ZM236 184H237V183H236ZM27 185H28V184H27ZM84 185H85V184H84ZM144 185H145V184H144ZM151 185H152V184H151ZM164 185H166V184H164ZM185 185H186V184H185ZM195 185H196V184H195ZM200 185H201V183H200ZM200 185L198 184V186H200ZM206 185H205L204 187H206ZM211 185L214 186L213 184H211ZM18 186H19V185H18ZM20 186H21V185H20ZM113 186H114V185H113ZM131 186H132V185H131ZM136 186H137V185H136ZM138 186H139V185H138ZM202 186H203V185H202ZM212 186H211V187H212ZM236 186H237V185H236ZM13 187H14V186H13ZM28 187H29V186H28ZM126 187H127V186H126ZM184 187H185V186H184ZM196 187H197V185H196ZM225 187H226V186H225ZM241 187H243V186H241ZM29 188H30V187H29ZM38 188H39V187H38ZM144 188H145V187H144ZM146 188H147V187H146ZM177 188H178V187H177ZM187 188H188V187H187ZM189 188H190V184H189ZM193 188H194V186H193ZM193 188H191V189H193ZM201 188H203V187H201ZM233 188H234V187H233ZM18 189H20V188H18ZM78 189H79V188H78ZM137 189H138V188H137ZM196 189H197V188H195L194 190H196ZM203 189H204V188H203ZM205 189H206V188H205ZM225 189H226V188H225ZM227 189H228V188H227ZM231 189H232V188H231ZM21 190H22V189H21ZM108 190H109V189H108ZM133 190H134V189H133ZM161 190H162V189H161ZM180 190H181V189H180ZM182 190H183V189H182ZM184 190H185V189H184ZM187 190H188V189H187ZM187 190H186V193H187ZM245 190H246V189H245ZM253 190H254V189H253ZM67 191H68V190H67ZM152 191H153V190H152ZM201 191H202V190H201ZM254 191H255V190H254ZM16 192H18V191H16ZM56 192H57V191H56ZM73 192H72V193H73ZM156 192H157V191H156ZM175 192H176V191H175ZM178 192L180 193V191H178ZM181 192H182V191H181ZM183 192L185 193V191H183ZM189 192H190V191H189ZM198 192H199V189H198ZM214 192H215V191H214ZM228 192H229V191H228ZM62 193H63V192H62ZM72 193H71V194H72ZM206 193H207V192H206ZM233 193H234V191H233ZM257 193H258V192H257ZM29 194H30V193H29ZM100 194H101V193H100ZM102 194H103V193H102ZM113 194H114V193H113ZM129 194H130V193H129ZM131 194H132V193H131ZM213 194H214V193H213ZM218 194H219V193H218ZM220 194H221V193H220ZM77 195H78V194H76V195L74 194L73 196L71 195V197H70L69 199H68V198H65V200L68 199V202L70 203V205L72 206V208H74V209L76 210V215H77V217H76L75 214H74V217H76V218H77V222L80 223V221H81V216H82V215H81V209H82L81 207H82V202H83V201H81V198L78 199V198L76 197ZM203 195H204V194H203ZM210 195H211V194H210ZM222 195H223V194H222ZM226 195H228V194H226ZM250 195H251V194H250ZM40 196H41V195H40ZM69 196H70V194H69ZM78 196H79V195H78ZM107 196H108V195H107ZM177 196H178V195H177ZM183 196H184V195H183ZM183 196H182V197H183ZM196 196H197V194H196ZM208 196H209V195H208ZM211 196H212V195H211ZM29 197H30V196H29ZM43 197H44V196H43ZM102 197H103V195H102ZM213 197H214V196H213ZM216 197H217V196H216ZM230 197H231V196H230ZM246 197H247V196H246ZM252 197H253V196H252ZM30 198H31V197H30ZM33 198H34V197H33ZM82 198H83V197H82ZM176 198H177V197H176ZM205 198H206V197H205ZM218 198H219V197H218ZM225 198H226V197H225ZM34 199H35V198H34ZM40 199H41V197H40ZM49 199L51 200L52 198H49ZM87 199H88V198H87ZM162 199H163V198H162ZM169 199H170V197H169ZM177 199H179V198H177ZM202 199H204V198H202ZM208 199H209V198H207V200H208ZM216 199H217V198H216ZM219 199H220V198H219ZM229 199H230V198H229ZM53 200L55 201V199H53ZM53 200H52V201H53ZM56 200H59V199H56ZM62 200H63V199H62ZM151 200H152V199H151ZM159 200H160V199H159ZM166 200H167V199H166ZM170 200H171V199H170ZM43 201H44V200H43ZM85 201H86V200H85ZM162 201H163V200H162ZM181 201H182V200H181ZM187 201H189V200H187ZM199 201H200V200H199ZM209 201H210V200H209ZM0 202H1V201H0ZM30 202H31V201H30ZM49 202H50V201H49ZM49 202H48V203H49ZM57 202H58V201H57ZM62 202H64V201H62ZM68 202H67V204H68ZM91 202H92V201H91ZM165 202H167V201H165ZM195 202H196V201H195ZM197 202H198V201H197ZM200 202H201V201H200ZM217 202H218V201H217ZM217 202H216V203H217ZM220 202H221V201H220ZM3 203H4V202H3ZM41 203H42V202H41ZM41 203H40V204H41ZM45 203H46V201H45ZM87 203H88V201H87ZM140 203H141V202H140ZM150 203H151V202H150ZM187 203H188V202H187ZM214 203H215V202H214ZM216 203H215V204H216ZM4 204H5V203H4ZM4 204H3V205H4ZM55 204H56V202H55ZM58 204H60V203H58ZM58 204H57V207L60 206V205H58ZM64 204H65V202H64ZM67 204H66V205H67ZM84 204H85V203H83V205H84ZM89 204L91 205L90 201H89ZM94 204L97 206L96 211H94V212H97V209H99V208H101L100 210L104 212L105 210L111 208V206H112L113 203H112V201H111L110 199H95V202H93V205H94ZM120 204H121V203H120ZM132 204H133V203H132ZM135 204H136V203H135ZM160 204H161V203L159 202L158 205L160 206ZM195 204H196V203H195ZM207 204H208V203H207ZM220 204H221V203H220ZM226 204H227V202H226ZM236 204L238 205V203H236ZM260 204H261V203H260ZM5 205L8 206L9 204H5ZM37 205H38V204H37ZM46 205H47V203H46ZM49 205H50V203H49ZM52 205H53V204H52ZM70 205H68V206L70 207ZM155 205H156V204H155ZM216 205H217V204H216ZM216 205H215V207H216ZM223 205H224V204H223ZM229 205H230V204H229ZM47 206H48V205H47ZM62 206L64 207L63 203H62ZM96 206H95V207H96ZM138 206H139V205H138ZM188 206H189V205H188ZM200 206H201V205H200ZM200 206H199V207H200ZM202 206H203V205H202ZM204 206H205V204H204ZM210 206H211V205H210ZM217 206H218V205H217ZM235 206H236V205H235ZM8 207H9V206H8ZM45 207H46V206H45ZM45 207L42 206V209L45 208ZM48 207H49V206H48ZM48 207H46V208H48ZM63 207L61 208V210L63 209ZM89 207H90V206H89ZM98 207H99V208H98ZM117 207H118V205L116 206V208H117ZM124 207H125V206H124ZM128 207H129V206H128ZM136 207H137V206H136ZM141 207H143V205H142ZM157 207H158V206H157ZM197 207H198V206H197ZM206 207H207V206H206ZM208 207H209V206H208ZM220 207H221V206H220ZM252 207H253V206H252ZM12 208H13V206H12ZM51 208H52V206H51ZM59 208H60V207H59ZM65 208L68 209L66 206H65ZM83 208H84V207H83ZM85 208H87V207H85ZM91 208H92V207H91ZM114 208H115V206H114ZM116 208H115V209H116ZM120 208H122V207H120ZM147 208H148V207H147ZM151 208H153V207L151 206ZM154 208H155V207H154ZM170 208H171V207H170ZM202 208H203V207H202ZM209 208H210V207H209ZM9 209H11V206H10ZM14 209H15V208H14ZM48 209H49V208H48ZM74 209H73V210H74ZM102 209H104V210H102ZM117 209H118V208H117ZM123 209H125V208H123ZM130 209H131V208H130ZM135 209H138V208H135ZM139 209H141V208H139ZM180 209H181V208H180ZM182 209H183V208H182ZM182 209H181V210H182ZM197 209H198V208H197ZM217 209H218V208H217ZM224 209H225V208H224ZM233 209H234V208H233ZM38 210H39V211H38ZM38 210H37L38 213H39V212H42L41 209H38ZM55 210H56V209H55ZM71 210H72V209H71ZM126 210H127V207H126ZM146 210H147V209H146ZM149 210H150V209H149ZM155 210H156V209H155ZM155 210H154V211H155ZM161 210H162V209H161ZM188 210H189V209H188ZM211 210H212V209H211ZM218 210H219V209H218ZM7 211H8V208H7L6 206H2V205L0 206V212L4 213L6 216H8L7 218H10V220L12 221L11 224L13 223L12 225H16V226H17L16 228H17V230H19V232H20L18 235H20L21 232L23 231L22 234L24 233V235H23V237H22V242H26V243H27V241H30V242H32V241H36L35 236H37L38 234L35 235V236H33V234H30L28 231H31V230H27L28 227H27V228H24V226L22 227V226L20 225V223H22V222L19 223V222H18L19 219L17 220V219H15L16 217H15V218L11 217L10 215H12L13 213L9 215V214L7 213ZM43 211H44V209H43ZM59 211H60V210H59ZM82 211H83V210H82ZM84 211H85V209H84ZM84 211H83V212H84ZM111 211H112V210H111ZM118 211H119V210H118ZM120 211H122V209H121ZM124 211H125V210H124ZM124 211H123V212H124ZM128 211H129V208H128ZM130 211H131V210H130ZM130 211H129V212H130ZM137 211L141 212L140 210H137ZM147 211H148V210H147ZM151 211H152V210H151ZM172 211H173V210H172ZM185 211H186V210H185ZM253 211H254V210H253ZM46 212H48V211H46ZM49 212H51V211H49ZM57 212H58V210H57ZM67 212H68V211H67ZM92 212H93V211H92ZM98 212H100V211L98 210ZM113 212H114V211H113ZM156 212H157V211H156ZM176 212H177V210H176ZM196 212H197V211H196ZM198 212H199V211H198ZM209 212H210V211H209ZM209 212H206V213H209ZM222 212H223V211H222ZM222 212H220V213H222ZM251 212H252V211H251ZM259 212H260V211H259ZM10 213H11V212H10ZM36 213H37V212H36ZM55 213H56V212H55ZM69 213H70V211H69ZM73 213H74V211H73ZM85 213H87V212H85ZM101 213H102V212H100L99 215H100ZM106 213H108V212H106ZM106 213H105V214H106ZM110 213H111V212H110ZM131 213H134V212L132 211ZM131 213H130V214H131ZM147 213H148V212H147ZM150 213H152V212H150ZM177 213H178V212H177ZM182 213H183V212H182ZM184 213H186V212H184ZM254 213H255V211H254ZM56 214H57V213H56ZM66 214H67V213H66ZM90 214H91V213H90ZM108 214H109V213H108ZM112 214H113V213H112ZM119 214H120V213H119ZM127 214H128V212H127ZM130 214H129V215H130ZM136 214H137V213H136ZM140 214H141V213H140ZM152 214H153V213H152ZM162 214H163V213H162ZM191 214H192V213H191ZM195 214H196V213H195ZM215 214H216V213H215ZM215 214H214V216H215ZM13 215H14V214H13ZM15 215H16V214H15ZM57 215H58V214H57ZM97 215H98V214H97ZM144 215H145V214H144ZM154 215H155V214H154ZM160 215H161V214H160ZM169 215H170V214H169ZM177 215H178V214H177ZM180 215H181V214H180ZM180 215H178V216H180ZM205 215H206V214H205ZM205 215H204V216H205ZM218 215H219V214H218ZM64 216H65V215H64ZM93 216H94V215H93ZM101 216H102V215H101ZM141 216H142V215H141ZM149 216H150V215H149ZM151 216H152V215H151ZM2 217H3V216H2ZM59 217H60V216H59ZM62 217H63V216H62ZM65 217H67V216H65ZM65 217H64V218H65ZM82 217H83V216H82ZM115 217H116V216H115ZM115 217H114V218H115ZM117 217H118V216H117ZM117 217H116V218H117ZM207 217H208V216H207ZM67 218H68V217H67ZM76 218H75V219H76ZM112 218H113V217H112ZM118 218H119V217H118ZM126 218H127V217H126ZM151 218H153V217H151ZM162 218H163V216H162ZM166 218H168V217H166ZM177 218H178V217H177ZM212 218H213V217H212ZM234 218H235V217H234ZM259 218H260V219H259ZM259 218H258L259 220H256V222H253V223L250 222L247 226H246V225H245V227L243 226V228H241L239 231H238V229H237V234L234 233L235 235H233L232 237H230V238L226 237V239H225V243H226V245H225L224 247L222 246V247H223L222 249L220 248V249L217 250V254L215 253V258H214V260H213V259L210 260V258L207 257V256L205 257V253H207V250H206V249L204 250V249H201V248L198 247V248H195L194 250L189 249V250L186 251V252H185V249H184L183 251H184L185 253H184L183 255H181V256H180V255H174V254H175V253L173 252L174 250H173V251H170V249H169V252H171V253L173 252V254H171V253L169 254V252L166 251V252H168L167 254H169V255L167 256L168 258H167L166 261H165V259L162 257V256L165 254V253H164L165 251L162 252V253H161V256H160V255H159V256H160L161 258H163L164 260L161 259V261H162V260H163V262L165 261L164 264H179L180 262L186 264V263L191 262V261H193V260L196 261V257H198V256H203V257L201 258V261H199V262H200L199 264H227L226 262L228 261V259H230V256L232 255V253L235 254V252H234L235 250H236V252H237L238 250H240V249H238V248H240V247H242L243 245H245L250 239H251L252 242H253V241L255 242L254 238H256V236L254 237L253 234L257 232V229H259V226H260V225L264 224V216L261 215V217H259ZM0 219H1V218H0ZM25 219H26V218H25ZM57 219H58V218H57ZM61 219H62V218H61ZM65 219H66V218H65ZM65 219H64V221H66ZM83 219H84V217H83ZM193 219H194V218H193ZM217 219H218V218H217ZM245 219H246V218H245ZM245 219H244V220H245ZM249 219H250V218H249ZM1 220H3V219H1ZM5 220H6V217H5ZM10 220H9V221H10ZM37 220H38V219H37ZM46 220H47V219H46ZM46 220L44 219V221H46ZM72 220H74V219H72ZM85 220H86V219H85ZM107 220H108V219H107ZM161 220H163V219H161ZM164 220H165V219H164ZM173 220H174V219H173ZM187 220H189V219H187ZM202 220H204V219H202ZM205 220H206V219H205ZM205 220H204V221H205ZM254 220H255V219H254ZM22 221H23V220H22ZM69 221H70V220H69ZM82 221H83V220H82ZM120 221H121V218H120ZM158 221H159V220H158ZM196 221H197V220H196ZM199 221H200V220H199ZM240 221H241V220H240ZM248 221H249V220H248ZM2 222H4V220H3ZM7 222H8V221H7ZM97 222H98V221H97ZM97 222H96V223H97ZM110 222H111V221H109V223H110ZM130 222H131V221H130ZM134 222H135V221H134ZM173 222H174V221H173ZM173 222H172V223H173ZM202 222H203V221H202ZM207 222H208V221H207ZM47 223H50V222H47ZM83 223H84V221H83ZM96 223H95V224H96ZM104 223H105V222H104ZM104 223L102 222V224H104ZM115 223H117V222H115ZM118 223H119V221H118ZM123 223H124V222H123ZM137 223H138V221H137ZM142 223H143V222H142ZM149 223H150V221H149ZM163 223H164V222H163ZM166 223H167V222H166ZM197 223H198V222H197ZM244 223H245V222H244ZM246 223H247V222H246ZM246 223H245V224H246ZM6 224H7V223H6V221H5V225H6ZM42 224H43V223H42ZM84 224H85V223H84ZM98 224H99V223H97V225H98ZM107 224H108V223H107ZM125 224H126V223H125ZM2 225H4V223H3ZM2 225H1V226H2ZM7 225H8V224H7ZM9 225H10V224H9ZM26 225H27V223H26ZM34 225H35V223H34ZM34 225L29 223V226H30L29 228H32L31 226H34ZM81 225H83V224H81ZM100 225H101V224H100ZM100 225H99V226H100ZM121 225H122V224H121ZM134 225H135V224H134ZM153 225H154V224H153ZM172 225H173V224H172ZM242 225H243V223H242ZM1 226H0V228H1ZM44 226H47V227H48L47 224H46V225L44 224ZM44 226H43V227H44ZM84 226H85V225H84ZM92 226H93V224H92ZM108 226H109V224H108ZM114 226H116V225H114ZM130 226H131V225H130ZM140 226H141V225H140ZM177 226H178V225H177ZM180 226H181V225H180ZM196 226H197V225H196ZM210 226H211V225H210ZM230 226H231V225H230ZM230 226H229V227H230ZM6 227H7V226H6ZM10 227H11V226H10ZM10 227H9V228H10ZM47 227H45V228H47ZM87 227H88V225H87ZM95 227H96V226H95ZM110 227H111V226H110ZM138 227H139V225H138ZM151 227H152V226H151ZM153 227H154V226H153ZM165 227H166V225H165ZM241 227H242V226H241ZM4 228H5V227H4ZM34 228H35V227H34ZM60 228H61V227H60ZM105 228H108L107 225H106ZM105 228H104V229H105ZM147 228H148V227H147ZM162 228H163V227H162ZM238 228H240V227H238ZM260 228H261V231H262V227H260ZM35 229H36L37 231L39 230L38 228H35ZM41 229H42V228H41ZM47 229H48V228H47ZM72 229H73V228H72ZM84 229H86V228H84ZM91 229H92V228H91ZM100 229H101V232H103L104 229L102 230V227H101ZM116 229H117V228H116ZM128 229H129V228H128ZM130 229H131V228H130ZM163 229H164V228H163ZM175 229H176V228H175ZM185 229H186V228H185ZM187 229H189V228H187ZM187 229H186L185 232H187ZM202 229H203V228H202ZM9 230H10V229H9ZM33 230H34V229H33ZM42 230H43V229H42ZM63 230H64V229H63ZM65 230H66V229H65ZM82 230H83V229H82ZM161 230H162V229H161ZM161 230H160V231H161ZM210 230H211V229H210ZM222 230H223V229H222ZM224 230H225V228H224ZM0 231H1V230H0ZM3 231H5V230H3ZM37 231H36V232H37ZM48 231H49V230H48ZM61 231H62V229H61ZM83 231H85V230H83ZM83 231H82V232H83ZM96 231H97V230H96ZM96 231H95V232H96ZM108 231H109V229H108ZM162 231H163V230H162ZM178 231H179V230H178ZM233 231L235 232L234 229H233ZM233 231L231 230V232H233ZM259 231H260V230H259ZM14 232H16V231H14ZM32 232H33V231H32ZM38 232H39V231H38ZM56 232H57V231H56ZM82 232H81V233H82ZM99 232H100V231H99ZM101 232H100V233H101ZM111 232H112V231H111ZM138 232H139V231H138ZM148 232H149V231H148ZM148 232H147V233H148ZM171 232H172V231H171ZM171 232H170V233H171ZM173 232L175 233V231H173ZM173 232H172V237H173V236H174V237L171 238V241L175 240V235H173ZM193 232H195V231H193ZM211 232H212V231H211ZM221 232H222V231H221ZM227 232H228V231H227ZM231 232H230L229 234H231ZM53 233H54V232H53ZM83 233H84V232H83ZM83 233H82V234H83ZM116 233H117V232H116ZM152 233H153V232H152ZM154 233H155V232H154ZM154 233H153V234H154ZM170 233H169V234H170ZM180 233L182 234V232H180ZM188 233H189V232H188ZM190 233H191V236H192V231H191ZM205 233H206V232H205ZM257 233H258V232H257ZM257 233H256V234H257ZM1 234H2V233H1ZM8 234H9V233H8ZM14 234H17V233H14ZM35 234H36V233H35ZM57 234H58V232H57ZM82 234H81V235H82ZM91 234H92V233H91ZM102 234H103L102 236L105 235L104 232H103ZM123 234H124V233H123ZM143 234H144V233H143ZM153 234H152V235H153ZM176 234H178V232H176ZM218 234H219V233H218ZM229 234H228V235H229ZM256 234H255V235H256ZM5 235H6V234H5ZM11 235H12V234H11ZM76 235H79V236H78V243H77V244H79V247H80L79 250H80V252H81V255H83V256L86 255V256H85L86 259H82V260H84L85 262L88 263L87 260H90V259H91L90 257L93 255V254H91V251L88 249V248H90L91 246L88 247L90 244H89L88 246H86L87 243H85V241L83 240V238H82V236L80 235V233H78V234L76 233ZM99 235H100V234H99ZM99 235H98L97 240L100 239ZM107 235H108V234H107ZM146 235H148V234H146ZM167 235H168V234H167ZM167 235H166V236H167ZM257 235H258V234H257ZM260 235H262V234H260ZM83 236H84V234H83ZM100 236H101V235H100ZM102 236H101V237H102ZM133 236H134V235H133ZM148 236H149V235H148ZM150 236H151V235H150ZM157 236H159V233H158ZM166 236H164L163 238H165ZM169 236H171V235H169ZM177 236H178V235H177ZM177 236H176V237H177ZM181 236L184 237V234H183V235H180L179 237L182 238ZM189 236H190V234H188V235L185 236L184 238H187V237H189ZM212 236H213V235H212ZM212 236H211V237H212ZM252 236H253L254 238H253ZM49 237H50V236H49ZM67 237H68V236H67ZM72 237H73V236H72ZM92 237H93V236H92ZM125 237H126V236H125ZM154 237H155V236H154ZM211 237H210V238H211ZM251 237H252V238H251ZM260 237H261V236H259V238H260ZM19 238H20V237H19ZM19 238H17V240H18ZM37 238H38V237H37ZM89 238H90V237H89ZM110 238H111V237H110ZM110 238H109V240H110ZM117 238H118V237H117ZM140 238H141V237H140ZM146 238H148V237H146ZM152 238H153V237H152ZM157 238H158V237H157ZM157 238L155 237V240H156ZM160 238H161V237H160ZM160 238H159V239H160ZM163 238H161V239H163ZM180 238L177 237V239H179L178 241H180ZM184 238H183V239H184ZM210 238H209V239L207 238V239L210 240ZM259 238H258V239H259ZM3 239H4V238H3ZM11 239H13V238H11ZM14 239H16V237H15ZM75 239H77V238H75ZM115 239H116V238H115ZM144 239H145V238H144ZM144 239L142 238V240H144ZM148 239H149V238H148ZM148 239H147V240H148ZM159 239H158V240H159ZM165 239H166V238H165ZM168 239H170V238H168ZM168 239H166V240H168ZM177 239H176V240H177ZM215 239H216V238H215ZM219 239H221V238H219ZM222 239H223V237H222ZM260 239H261V238H260ZM6 240H7V243H8V240H9V239H6ZM17 240H16V241H17ZM61 240H62V239H61ZM67 240H68V238H67ZM86 240H87V239H86ZM89 240H90V239H89ZM97 240H94V241L96 242ZM102 240H103V239H102ZM149 240H150V239H149ZM153 240H154V238H153ZM155 240H154V241H155ZM176 240H175V241H176ZM184 240H185V239H184ZM184 240H182V242H183ZM188 240L190 241V238H188ZM211 240H212V238H211ZM14 241H15V240H14ZM39 241H40V240H39ZM125 241H126V240H125ZM151 241H152V239H151ZM156 241H157V240H156ZM185 241H186V240H185ZM204 241L207 242L206 240H204ZM251 241H250V242H251ZM261 241H262V244H261V246H262V245H264V240H261ZM1 242H2V241H0V244H1ZM10 242H11V241H10ZM12 242H13V240H12ZM17 242H18V241H17ZM17 242H16V243H17ZM19 242H20V240H19ZM19 242H18V243H19ZM48 242H50V241H48ZM73 242H74V241H73ZM109 242H110V241H109ZM134 242H135V244H136V241H134ZM159 242H160V241H159ZM159 242H157V245H161V247L163 246V244H164V246H165V244H166V243L159 244ZM161 242H162V241H161ZM161 242H160V243H161ZM163 242H164V241H163ZM165 242H168V241H165ZM169 242H170V241H169ZM169 242H168V244H169ZM180 242H181V241H180ZM182 242L179 243V244H181V245H178L177 247H179V246L183 247L184 245L182 244ZM252 242H251V243H252ZM256 242H257V241H256ZM16 243H15V244H16ZM32 243H33V242H32ZM103 243H104V242H103ZM106 243H107V242H106ZM118 243H119V242H118ZM139 243H140V242H139ZM152 243H156V242H153V241H152ZM170 243H171V242H170ZM174 243H175V242H174ZM248 243H249V242H248ZM257 243H258V242H257ZM21 244L23 245V243H21ZM27 244H28V243H27ZM44 244H45V243H44ZM71 244H72V243H71ZM77 244H76V245H77ZM98 244H99V243H98V241H97V246H100V245H98ZM107 244H108V243H107ZM141 244H142V243H141ZM185 244H186V243H185ZM194 244H195V243H194ZM194 244H193V245H194ZM249 244H250V243H249ZM19 245H20V243H19L17 246H19ZM24 245H25V246L23 247V250H22L20 253L18 252V253H19L18 255H17V253L15 254V255H17V256H13V255H11V253H10V255H7V256H6L7 259H8V262H9L10 264H47V260H48V259L50 260V258H52V259L55 261L56 264H69V263H67V261H65V260H63L62 258H60V257L55 253V251L53 252V251H51L52 249L50 250L49 248H47V245H43V243H42V244H40V242L37 243V245H38L37 249H38V248L40 249V259H41L42 261H40V260H39V257H37V256H38V255H37V252L34 253L35 251H33L32 249H29V244H28V246H27L26 244H24ZM72 245H74V244H72ZM92 245H93V244H92ZM105 245H106V244H105ZM105 245H103V246H105ZM126 245H127V244H125V246H126ZM172 245H173V244H172ZM195 245H196V244H195ZM203 245H204V244H203ZM246 245H247V244H246ZM1 246H2V245H1ZM4 246H5V245H4ZM77 246H78V245H77ZM101 246H102V245H101ZM106 246H107V245H106ZM128 246H129V245H128ZM134 246H135V245H134ZM147 246H148V245H147ZM166 246H167V245H166ZM197 246H199V245H197ZM254 246H255V245H253V248H254ZM6 247H7V246H6ZM50 247H51V246H50ZM79 247H78V248H79ZM139 247H140V246H139ZM141 247H142V246H141ZM175 247H176V246H175ZM175 247H174V248H175ZM184 247H185V246H184ZM192 247H193V246H192ZM219 247H220V246H219ZM244 247H245V246L242 247V250H243ZM248 247H250V245H249ZM248 247L246 246V249H247ZM255 247H256V246H255ZM15 248H16V247H15ZM94 248H96V246H95ZM94 248H93V250H96L98 247H97L96 249H94ZM102 248H105V247H102ZM144 248H145V246H144ZM146 248H148V247H146ZM146 248H145V249H146ZM150 248H151V247H150ZM150 248H148V249H150ZM166 248H167V247H166ZM168 248H169V247H168ZM186 248L188 249L189 247H186ZM251 248H252V247H251ZM256 248H257V247H256ZM260 248H261V247H260ZM6 249H7V248H5L4 251H6ZM13 249H14V248H13ZM39 249H38V253H39ZM98 249H100V248H98ZM124 249H126V248H124ZM131 249H133V248H130V250H131ZM135 249H136V248H135ZM151 249H152V248H151ZM156 249H157V248H156ZM156 249H154V251H156ZM162 249H163V247H162ZM172 249H173V248H172ZM175 249H176V248H175ZM261 249H264V248H261ZM1 250H2V249H1ZM1 250H0V251H1ZM10 250H12V249H10ZM54 250H55V249H54ZM130 250H129V251H130ZM157 250H158V249H157ZM165 250H166V249H165ZM176 250H177V249H176ZM176 250H175V251H176ZM178 250H179V248H178ZM215 250H216V249H215ZM244 250H245V248H244ZM244 250H243L242 252H245ZM252 250H254V249H252ZM252 250H251V251H252ZM4 251H3V252H4ZM77 251H78V250H77ZM89 251H90V252H89ZM102 251H103V250H102ZM106 251H107V250H106ZM110 251H111V250H110ZM137 251H139V250H137ZM140 251L142 252V250H140ZM140 251H139V252H140ZM158 251H163V250L160 249V250H158ZM247 251L249 252L250 250H247ZM1 252H2V251H1ZM1 252H0V253H1ZM114 252H115V251H114ZM114 252H113V254H114ZM119 252H120V251H119ZM135 252H136V250H135ZM151 252H152V250H151ZM238 252L240 253L241 251H238ZM242 252H241L240 254H243ZM7 253H8V252H7ZM94 253H95V252H94ZM96 253L99 254L98 251H97ZM137 253H138V252H137ZM146 253H147V252H146ZM156 253H157V252H156ZM176 253H177V251H176ZM3 254H5V253H3ZM13 254H14V253H13ZM104 254H106V253H104ZM109 254H110V253H109ZM111 254H112V253H111ZM123 254L126 255L125 252H123ZM130 254H131V252H130ZM133 254H134V253H133ZM143 254H144V253H143ZM149 254H151V253H149ZM153 254H154V253H153ZM178 254H179V253H178ZM240 254H237V253H236V255H240ZM247 254H248V253H247ZM250 254H251V253H250ZM0 255H2V254H0ZM5 255H6V254H5ZM66 255H67V254H66ZM121 255H122V254H121ZM125 255H124V257H126ZM135 255H137V254H135ZM135 255H134V256H135ZM251 255H253V254H251ZM63 256H64V255H63ZM108 256H110V255H108ZM114 256H115V254H114ZM130 256H131V255H130ZM130 256H129V257H130ZM150 256L152 257V255H150ZM164 256H166V255H164ZM243 256H244V255H243ZM64 257H65V256H64ZM67 257H70V256H67ZM71 257H72V256H71ZM94 257H95V255H94ZM117 257H119V256H117ZM154 257H155V256H154ZM154 257L152 258L153 261H154ZM213 257H214V256H213ZM240 257H242V256H240ZM247 257H249V256H247ZM247 257H246V259H247ZM72 258H73V257H72ZM81 258H82V257H81ZM97 258H99V257H96L95 259L97 260ZM130 258H132V257H130ZM135 258H136V257H135ZM138 258H139V257H137V259H138ZM148 258H149V257H147L146 259H148ZM165 258H166V257H165ZM244 258H245V257H244ZM2 259H4V257H3ZM5 259H6V258H5ZM67 259H68V258H67ZM75 259H76V257H75ZM104 259H105V258H104ZM106 259H107V258H106ZM108 259H109V258H108ZM113 259H114V258H113ZM143 259H144V258H143ZM143 259H142V260H143ZM152 259H151V260H152ZM156 259H157V261H155V262L157 263L159 260H158V258H156ZM232 259H233V258H232ZM261 259H262V261H264V251H259V252L255 253V254L253 255V257L251 258L252 262H253V261H254V262L256 261V263H258L257 260L259 261V263H261V261H260ZM92 260H93V258L91 259V261H92ZM100 260H102L101 257H100ZM100 260H99V261H100ZM111 260H112V258H111ZM116 260H117V259H116ZM142 260H141V262H143ZM151 260H150V261H151ZM4 261H6V260H4ZM72 261H74V260H72ZM91 261H89L88 264H90ZM93 261H94V260H93ZM97 261H98V260H97ZM97 261H95V262L97 263ZM104 261H105V260H104ZM113 261H114V260H113ZM119 261H120V260H119ZM146 261H147V260H146ZM161 261H159V262H161ZM231 261H233V260H231ZM8 262H7V264H8ZM74 262H75V261H74ZM76 262H77V261H76ZM78 262H79V261H78ZM85 262L82 263V261H81V263H80V262H79V263H80V264H84ZM155 262H153V263H155ZM96 263H94V264H96ZM103 263H104V262H103ZM103 263H102V264H103ZM107 263H109V262H107ZM110 263H112V262H110ZM120 263H121V262H120ZM149 263H151V262H149ZM228 263L231 264L230 262H228ZM259 263H258V264H259ZM72 264H75V263H72ZM76 264H78V263H76ZM92 264H93V262H92ZM104 264H106V262H105ZM114 264H115V262H114ZM118 264H119V263H118ZM128 264H129V263H128ZM134 264H135V263H134ZM146 264H147V263H146ZM158 264H159V263H158ZM197 264H198V263H197ZM232 264H233V263H232ZM234 264H235V263H234ZM236 264H251V262H248V261H238V262H236Z\"/></svg>",
  "mask_w": 264,
  "mask_h": 264
}]
</instances>
